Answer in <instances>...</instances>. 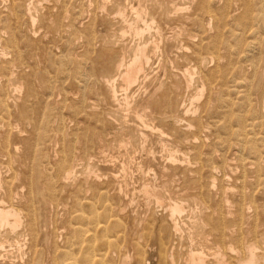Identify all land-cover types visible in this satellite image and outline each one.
Wrapping results in <instances>:
<instances>
[{"label": "rangeland", "instance_id": "rangeland-1", "mask_svg": "<svg viewBox=\"0 0 264 264\" xmlns=\"http://www.w3.org/2000/svg\"><path fill=\"white\" fill-rule=\"evenodd\" d=\"M11 1H13V0H0V32L2 33V32H4L5 33V35H3L4 36V39H6V37L9 35V25L11 26V24H12V21L11 20H9L8 18H7V12L9 11V9L11 8ZM15 1V3L17 2V3H19V0H14ZM25 1V2H24ZM21 0V2H22V4H24V5H28L27 3H30L31 2V0ZM51 0H40L39 1V3H35L34 5H35V12H36V16H40V17H42L41 18V21L39 20L40 19V17L38 16V18H36V24H35V26H34V28H26V32H25V30H23L22 29V32H21V34L22 35H20V40H18L17 41V44L15 45V46H9V44H7V43H5V47L7 48V50H8V54H7V56H2L3 58H4V60H2L3 58L1 57V59H0V77H2V78H0V98H1V100H3L2 99V94H1V92H4V94L6 95V93L8 94L7 96H8V106H5L4 104H1V106H0V115L1 114H3L4 112V114L3 115H1L2 116V120L0 119V146H2V144H6L7 146L8 145H10L11 146V142H12V144H14V142L16 141V143H18V144H14V145H12L13 147H18V149H17V153L16 154H18V156L17 155H13V154H10L11 156V159H9L8 160V158H0V173L2 174L1 176H0V187L1 186H3V187H1L0 188V199L2 198H4L5 199V191H6V186H5V184H2V183H4L5 182V179H7L8 177H9V175H10V173L11 172H9V171H7L8 170V162L10 163V161H11V163L12 162H14L15 160H14V156H16L17 157V160L13 163V168H14V172H16V173H18L19 174V172L21 173V174H24L23 172H25V174L24 175H26V176H31V178L35 181V183L38 185V183H39V185L37 186V187H39L40 186V188H38V190H39V192L37 191V194H38V196H37V203L39 204L38 206L40 207V211H39V216L40 215H42V216H40L41 218H39L38 217V225H39V227H41V225H42V227H41V235L43 236L45 233H48V234H50L51 236V238H52V240L54 241V240H58V243H59V245H61L62 243H63V241H64V239H65V237H66V233L65 232H63L61 235H62V238H60V233H57V232H59V231H61V228L63 229L64 227H66V228H64V229H67V227H68V225L66 224V223H68V224H71V225H73V224H79L80 222L79 221H73V223L69 220V218L65 215V213H67V210L66 209H68V212H72V210L74 209L72 206H74V204L72 205V203H74V196H76L77 195V197H80V198H88V199H91V201H92V203L96 206V207H98V208H100V207H102V206H104L106 203H105V200L103 199V200H101L100 198V196H99V194L97 193L98 191L96 190V188H102L103 186L105 187L104 189H106L107 191H108V193H109V195H108V199L110 200V203H112V202H114L115 200H118V201H116L115 203L117 204L118 202H119V199H117L116 198V194L117 193H119V190H118V188H119V183H118V181L119 182H122L121 183V185H120V187L122 188V189H125L124 188V186H123V180H124V178L122 177V174H121V172H119L118 170H119V167H117V164H116V166L115 167H113V163L112 164H109V163H107V162H105V161H103V158H102V155H96L95 157V162L94 161H92L91 163H90V165H89V167H90V169H92L91 171L95 174V175H97V174H99L100 176H98V179H99V183H97V184H92L90 181H91V179H90V181H88L87 183H85V182H83L84 180H81L82 178H83V175H81V173L79 172L78 173V170L79 171H81V168H83V165H80L79 167H78V170H77V173L74 175V178L73 179H70V181H68V184L66 185V186H63L62 184H60L61 183V181H58V179L57 178H54V177H56L57 176V167H58V165H59V161H60V151H59V149H61V145H60V143H59V137H62L63 135L65 136V145H68V144H71V142H69L68 143V140H70L71 139V132L73 131V128L72 127H74L75 126V124H74V122L73 123H71L72 122V119L74 118L73 117V115H72V112H73V105L77 102V101H80L81 99H82V97L83 96H85L86 98H89V100H93L95 97H94V95H95V93H96V87H92L91 85H90V82H88L87 81V83H86V74H88V69H90V67L93 65H99V64H102L103 65V63L106 65H108L110 68H111V66L110 65H112V64H116L117 62H118V60H119V56H118V53H116L115 51L116 50H118L120 47H123V45L124 46H127V45H129V46H127L128 48L126 49V51H123V54L125 55L124 56V59L126 60V62L128 61V60H130V58H131V53L129 52L128 53V49L130 48V45H133L134 43H136L137 42V40L136 41H134L135 39H137V37H133L134 35L132 34V35H130L127 31L128 30H126V29H124L123 28V26H122V24H121V19L118 17V16H116V13H117V9H118V6H119V8L120 7H123L124 5H125V3H126V0H120V1H123V2H120L121 4L122 3H124V4H120V3H118L119 2V0H114V1H116V2H114L113 1V3H112V0H106L105 2H102L101 0H83V2H82V0H52V2L53 1H55L54 2V7H53V5H52V2H50ZM78 1H80V2H78ZM87 1V2H86ZM88 1H89V3H88ZM108 1H109V3H108ZM118 1V2H117ZM133 1V2H132ZM143 2L141 3L142 5H143V7H145V16H146V18H145V20L147 21V20H150L149 18H151V17H156L157 15V17H156V20H157V22L158 23H160L159 25H160V31H165V29L167 28L168 29V31L166 30V32H161V34H164V36L162 35V38H163V40L162 41H164V42H162L161 43V47H163V48H161V51H162V57H161V59H162V69L161 70H158V72H157V70H155V71H153V73H151V76H150V78L148 79V80H150L151 78H153V79H151V81H153V82H151V81H149V83L147 82H145L146 84H147V87H145L144 89H143V86H140V87H142L138 92H132V96L131 95H129L128 97L130 98V100H131V103H134V102H136V103H140L141 101H143L144 99L143 98H147V97H149L154 91H156V88L158 87V86H161V85H163V87L165 88V85L167 84V82H168V80H171V77H169L170 76V74H176L178 71L177 70H182V71H184L185 69H187V68H190L191 70H192V73H191V75H192V78H193V80L192 81H195L196 80V78H195V80H194V77H197V75H198V81L196 80V82H194L195 84H193V82L192 83H190V87L189 88H187L186 89V92H185V94H184V96H186V100H187V97L189 98L190 96H193L194 94H196V93H199V92H201L200 90H201V85H202V82H201V80L203 79H206L207 81H208V83L210 84V88L208 87V86H205V87H203L204 89H203V94H202V92L200 93L201 94V96L202 97H200V98H202V99H199L200 100V102L198 101L197 103H195V105H198V110H197V113H192V115H188L187 117H185V120L187 121V122H183L181 125H179L177 128L178 129H175V128H173L172 126H171V122L170 121H167L168 119H165V121L163 122L162 121V123L160 124V126L158 127L159 129H160V131H162L163 132V137L164 138H162L163 139V142H160V138H161V136H159V135H154L153 136V134L152 135H149V134H146L147 136H149V137H147L148 139H146L145 140V144H144V146H145V152H141V140H140V137L138 136V133L136 132V130H135V127H134V121H133V118L131 119V117H132V115H129L130 117H128V119H127V121H124L123 120V118L122 117H120L119 115H118V117L119 118H121L120 120H118V122L116 123V125H114V126H112V127H110L109 128V130H110V132H112V130L113 131H115V132H120V133H122V135H124V134H126V135H124L125 136V139H127L128 141L129 140H131V142H130V144H131V149L133 148V150L131 151L132 152V157H136V156H139V154H141L139 157H137V159H139L138 161L139 162H141V160L140 159H144L145 158V161L144 162H142V165H145V175H146V173H147V171L149 170L150 171V177H152V174H156V175H159L161 172H164V173H166V174H168L170 177L169 178H167V184H166V188H164L163 189V191H162V194L164 195V197L165 198H167V196L169 197V195L171 196V195H173L172 193H170L169 191L170 190H172L173 189V187H175V185L176 184H178V183H181V184H186L184 187H187V184H188V187L187 188H190L189 186H191L190 184H189V180H190V178H189V171H187L186 172V170L185 169H196L195 167L196 166H198V164H193V165H190V166H188V165H185L187 162H186V160H187V158H188V160H190V162H192V155H193V151L192 150H194L195 148H196V150L198 151V152H200V154H203L202 156H201V160H203L202 162L203 163H205L206 161H207V165L210 167H212V168H214V170H213V173L212 174H214V176H215V173H216V175L217 176H215V178H216V182H220V183H226V179H225V177L223 176V175H225V174H229L230 176H231V180H229V179H227V184L229 185H231V191H232V193H231V191L227 194L228 196H230L229 197V199H228V203L229 202H233L232 204L230 203L229 204V206H228V203H224L226 200L224 199V196H221L222 195V190L220 191V189L222 188H220V186H222L220 183H216V186H215V189L212 191V195L213 194H215V195H217L216 197H214L215 195H213L212 197H214V198H211V200L213 199L214 201H212L211 202V204H212V210H213V208H214V206H215V211H217V212H220V213H222V205L224 204L225 206H227L228 207V211H229V215H225V216H227V217H225L224 215H222V216H224V217H220L221 219L222 218H226L225 220H224V222L222 221L221 222V224L219 223V222H217V218H213L212 217V223H210V224H208V223H206V222H204V223H206V224H208L207 225V227H205L204 229H206V230H204V233L205 234H207L208 235V237H210L211 238V240L212 241H216L217 243H219L222 239H220V237L218 236V237H215L214 235H216L218 232H219V230H220V228H221V230L222 229H224V231H226V232H229V230H235L234 229V227L236 228L237 226H239V223L238 222H240V221H242V228H245V229H243L245 232H249V233H254V232H258V234H260L259 233V231L261 232L262 231V233L264 234V231H263V229H264V215H263V211H264V171H263V169H264V166H262V164L264 165V115H263V119L261 118V111H263V109H262V102H263V100H264V7H262V6H264V0H252L251 1V11L252 12H250V15L248 16V17H246L245 15H244V10H243V8H242V0H209V2L206 0V2L208 3V6L207 5H205V9H208L207 11L206 10H204V12H205V14H203V16L201 17L200 15H198L200 12L199 11H197V9H198V7H197V5H199V7H200V4L201 3H203V1H205V0H202V2H200L199 0H190V1H186V0H182V2L180 1V0H175V2H176V5H177V7L179 8V11H178V17H177V20H173V18H169L170 16H172L173 17V15L171 14L169 17L167 16V15H165V11H166V6H167V3H168V1L169 0H142ZM177 1L178 2H180V3H178L177 4ZM222 1L224 2V3H222ZM232 1V2H231ZM260 1H263V2H260ZM21 2L19 3V4H21ZM27 2V3H26ZM48 2V3H47ZM63 2V4H61ZM69 2V3H68ZM94 2V3H93ZM99 2H101L100 4H98ZM111 2V3H110ZM129 2H131L133 5H137V3H135V2H137L136 0L134 1V0H129ZM153 2V3H152ZM193 2V3H192ZM235 2V3H234ZM260 2V3H259ZM3 3H4V6H3ZM6 3H8V4H6ZM45 5H44V4ZM60 3V4H59ZM79 3V4H78ZM83 3H85V4H87V7H86V5L84 4V6H83ZM115 3H117V4H115ZM149 3H150V5H149ZM156 3H158V4H156V6H158L159 5V7H157L156 8V6H155V4ZM159 3H161V6H160V4ZM189 3V4H188ZM217 3V4H216ZM228 3H230V5L228 4ZM238 3H241V5L240 4H238ZM6 4V5H5ZM43 4V5H42ZM66 4V5H65ZM68 4V5H67ZM82 4V5H81ZM105 4V5H104ZM146 4V6H144ZM180 4H184V5H180ZM190 4H192V5H190ZM214 4V5H213ZM218 4H220L221 6H217ZM50 5V6H49ZM64 6V7H66V8H64V7H62V6ZM92 7H91V6ZM93 5H95V6H93ZM99 5V6H98ZM105 6V11H102V6ZM151 5H153V7H151ZM180 5V6H179ZM215 5H216V7H215ZM234 5V6H233ZM10 6V7H9ZM49 6V7H48ZM55 6H56V8H55ZM75 6V7H74ZM89 6V7H88ZM96 6H98L97 8H98V10H97V8H96ZM210 6H212V7H215L216 9H213L212 7H210ZM224 6V7H223ZM231 6V7H230ZM46 7H48V8H46ZM52 7V8H51ZM59 7V8H58ZM62 7V8H61ZM79 7H81V8H79ZM85 7V10H83V8ZM99 7H100V9H99ZM148 7V8H147ZM163 7H165V8H163ZM187 7V8H186ZM227 7H229V8H227ZM236 8V9H234V8ZM240 7V8H239ZM38 10H37V9ZM68 8V9H67ZM72 8V9H71ZM77 8H79L80 10H78ZM149 8H152L153 10H154V8H156L154 11L152 10V9H149ZM165 10L164 12H163V9ZM227 8V9H226ZM259 8V9H258ZM261 8V9H260ZM39 9H41L40 11H39ZM51 9V12L49 11ZM74 9V10H73ZM87 9V10H86ZM90 9H91V11H90ZM96 9V10H95ZM148 9V10H147ZM229 9V10H228ZM232 9H234V10H232ZM239 9V10H238ZM263 9V10H262ZM19 9H17L16 11H18ZM37 10V11H36ZM47 10V11H46ZM54 10V11H53ZM57 10H58V12H57ZM60 10V11H59ZM63 12H62V11ZM68 10V11H67ZM94 10V11H93ZM150 10H152V11H150ZM157 10V14L155 13V11ZM237 10V11H236ZM83 13H82V12ZM96 11V12H95ZM160 11V13H158ZM182 11V12H181ZM184 11H188L189 13H187V12H184ZM221 11V12H220ZM225 11V12H224ZM227 11V12H226ZM242 13H241V12ZM5 12V13H4ZM47 12L49 13L48 15H47ZM53 12V13H52ZM76 12V13H75ZM89 12H90V15H89ZM91 12H95V13H91ZM149 12H151V13H149ZM155 14H154V13ZM163 13V15H162V13ZM180 12V13H179ZM208 12V13H207ZM229 12V13H228ZM244 12V13H243ZM61 13H62V15H61ZM82 13V14H81ZM85 13V14H84ZM101 13H103V14H101ZM106 13V14H105ZM152 13H153V15H152ZM182 13V14H181ZM206 13L207 14H209V16L208 15H206ZM263 13V14H262ZM52 14V15H51ZM59 14V15H58ZM64 14V15H63ZM78 14V15H77ZM88 16H87V15ZM92 14H94V15H96L95 17H94V15H92ZM111 14H113V15H111ZM115 14V15H114ZM161 14V15H160ZM185 14H187V15H185ZM212 14H213V18H211L212 17ZM220 14V15H219ZM227 14V15H226ZM228 14H230V16L228 15ZM237 14H238V16H237ZM3 15H4V17H3ZM67 15V16H66ZM72 15V16H71ZM81 17H80V16ZM107 15V16H106ZM181 15V16H180ZM198 15V16H197ZM6 16V17H5ZM46 16H47V18H46ZM57 16V17H56ZM61 16L64 18H61ZM87 17V18H85V17ZM100 17V18H96V17ZM184 16V17H183ZM193 16V17H192ZM197 16V17H196ZM218 16V17H217ZM243 16H244V18H243ZM60 17V18H59ZM67 17V18H66ZM77 17V18H76ZM92 17V18H91ZM131 17H133V16H130V14H128V16H126V18H127V20H131L132 18ZM158 17H160L159 19L160 20H158ZM166 17V18H165ZM199 17V18H198ZM215 17H216V20H215ZM45 18V19H44ZM55 18V19H54ZM57 18H59V19H57ZM70 18L72 19V20H70ZM94 18V19H93ZM96 18V19H95ZM110 18H113V19H110ZM185 18H187V19H185ZM192 18H193V21H194V23L192 24V22L193 21H191L192 20ZM201 18V19H200ZM203 18V19H202ZM218 18V19H217ZM225 18H227V19H225ZM228 18H230V19H228ZM8 19V20H7ZM43 19V20H42ZM48 19V20H47ZM62 19H63V21H62ZM73 19H74V23H72L73 22ZM84 19V20H83ZM163 19V20H162ZM167 19V20H166ZM179 19H181L180 21H182L181 23H179ZM201 20V21H199V20ZM210 19V20H209ZM214 19V20H213ZM246 20V22H245V20ZM47 20V21H46ZM49 20H51V21H49ZM80 20V21H79ZM87 20V21H86ZM89 20V21H88ZM96 20V21H95ZM113 20H116V21H113ZM184 20V21H183ZM218 20V21H217ZM250 20V21H249ZM43 21V23L45 24H43V23H41ZM58 21V22H57ZM61 21V22H60ZM86 23H85V22ZM91 21H93V23L91 22ZM98 21V22H97ZM114 23H113V22ZM165 21V22H164ZM190 21V22H189ZM217 21V22H216ZM39 22H40V24H39ZM52 24H51V23ZM55 22H57V23H55ZM83 22V23H82ZM88 22V23H87ZM95 22H96V24H95ZM176 22H178V23H176ZM185 22V23H184ZM203 24H202V23ZM226 22V23H225ZM228 22V23H227ZM230 22V23H229ZM256 22H258V23H256ZM69 23V24H68ZM91 23V24H90ZM176 23V24H175ZM188 23V24H187ZM206 23V24H205ZM208 23V24H207ZM219 23V31H220V34H221V36L220 37H222V38H218L217 40L215 39V35H216V33L215 32H217L218 31V29H216V27H215V25H217ZM223 23V24H222ZM58 24V25H57ZM60 24V25H59ZM64 24V25H63ZM71 24H73L71 27H70V25ZM82 24V25H81ZM84 24V25H83ZM161 24H164V25H161ZM178 24V26H176ZM180 24V25H179ZM185 24V25H184ZM192 24V25H191ZM210 24V25H209ZM48 25H49V29H48ZM52 25V26H51ZM79 25V26H78ZM89 25V26H88ZM93 25H96V26H93ZM101 25V26H100ZM107 25V26H106ZM118 25V26H117ZM119 25H121L120 27H119ZM204 25V26H203ZM248 25V26H247ZM42 26V27H41ZM55 26H58V28H56ZM64 26H65V28H64ZM77 27V28H75V27ZM116 26V27H115ZM169 26V27H168ZM182 26H184V27H182ZM207 26H208V28H207ZM214 26V27H213ZM231 26H232V28H231ZM41 27V28H40ZM62 27V28H61ZM66 27H67V29H66ZM79 27H81L80 29H79V32H78V30H76V29H78ZM84 27V28H83ZM90 27H92V28H90ZM111 27H113V28H111ZM161 27H163V28H161ZM166 27V28H165ZM175 29H174V28ZM188 27V28H187ZM209 27L210 28H212V31H209ZM253 27V28H252ZM56 28V29H55ZM69 28V29H68ZM70 28H72V29H70ZM102 28V29H101ZM119 28L123 31V32H126V35L125 36H121L122 35V31H120L119 30ZM178 28H180V29H178ZM183 30H182V29ZM221 28V29H220ZM236 28V29H235ZM35 29H36V31H35ZM38 29V30H37ZM40 29V30H39ZM76 31H75V30ZM99 29V30H98ZM112 29V30H111ZM170 29V30H169ZM172 29H174V30H172ZM190 29V30H189ZM215 29V30H214ZM47 30H48V32H47ZM63 30V31H62ZM68 30V31H67ZM71 30H72V32H71ZM74 30V31H73ZM85 30V32H83ZM111 30V31H110ZM178 30H180L182 33H180V31H178ZM241 30V31H240ZM9 31V32H8ZM28 31H30V32H28ZM44 32L45 31V33H43L42 34V32ZM51 31V32H50ZM87 31H89L88 33H87ZM93 31V32H92ZM154 29H152L149 33H145V37H147V35L148 34H152V33H154ZM173 31H175V32H173ZM187 31H189L188 33H187ZM222 31V32H221ZM237 31H239V32H237ZM254 31H256V32H254ZM258 31V32H257ZM32 32H34V33H32ZM36 32V33H35ZM74 32V33H73ZM78 32V33H77ZM98 34H97V33ZM112 32H115L114 34L112 33ZM186 32V33H185ZM197 32H199V33H197ZM205 32H207V33H205ZM209 32V33H208ZM235 32H237V33H235ZM30 33V34H29ZM37 33H38V35H37ZM49 33V34H48ZM59 33V34H58ZM72 33V34H71ZM81 33V34H80ZM93 33H95V34H93ZM119 33V34H118ZM179 33V34H178ZM211 33V34H210ZM224 33H225V35H224ZM227 33V34H226ZM254 33V35H252ZM257 33H259L260 35L258 36L257 35ZM261 33H263V34H261ZM32 34V35H31ZM41 34V35H40ZM56 34V35H55ZM61 34H63V35H61ZM84 34H86V36L84 35ZM90 34H91V36H90ZM173 34V35H172ZM176 34V35H175ZM188 36H187V35ZM210 34V35H209ZM238 34V36H236ZM246 34V35H245ZM37 35V36H36ZM47 35H48V37H47ZM55 35V36H54ZM74 35V36H73ZM78 35V36H77ZM95 35L97 36V37H95ZM105 35V36H104ZM111 35H114L113 37H111ZM178 35H180V36H178ZM208 35V36H207ZM212 35V36H211ZM29 36L31 37V36H33V37H31V38H29ZM64 36V37H63ZM75 36H77V37H75ZM81 36V37H80ZM87 36H89V38L87 37ZM188 38H187V37ZM205 36H206V40H205V42L204 43H206L205 45H209L208 47H205L204 49L203 48H199L197 45H195V44H199V40H200V38L201 37H203V38H205ZM227 36V38H225ZM249 36V37H248ZM255 36V37H254ZM22 37V38H21ZM53 37H54V39H53ZM73 37H75V38H73ZM78 37H80V38H78ZM85 37V38H84ZM93 37V38H92ZM108 37V38H107ZM214 37V38H213ZM236 37V38H235ZM251 37L254 39H251ZM257 37V38H256ZM26 38H28V39H26ZM38 38V39H37ZM40 38H41V42L43 43V42H45V43H43L44 45H42V43L41 42H39L40 41ZM62 38H64V39H62ZM69 38V39H68ZM87 38V39H86ZM99 38V39H98ZM116 38V40H114ZM118 38V39H117ZM165 38V39H164ZM167 38H169V39H167ZM181 38V39H180ZM184 38H187V40L186 41H190L189 43L191 44V45H189V44H187V42L186 41H184L185 39ZM190 38V39H189ZM191 38H193V40L191 39ZM244 38V39H243ZM248 38V39H247ZM256 38V39H255ZM18 39H19V37H18ZM30 39V40H29ZM37 39V40H36ZM48 39V40H47ZM61 39V40H60ZM73 41H72V40ZM78 39V40H77ZM90 40V42L91 41H100V42H98L97 41V43L95 42V43H93V42H91L90 44H88V43H86L87 42V40ZM93 39V40H92ZM104 39V40H103ZM121 39V40H120ZM130 39H132V40H130ZM171 39V40H170ZM176 39V40H175ZM180 39V40H179ZM196 39V40H195ZM199 39V40H198ZM209 39V40H208ZM229 39V40H228ZM28 40V41H27ZM53 40H55V41H53ZM64 40H66V41H64ZM70 40V41H69ZM112 40H114L113 42H115V41H117V42H115V43H113V42H111ZM127 40V41H126ZM130 40V41H129ZM168 40H170V41H168ZM214 40V41H213ZM226 41V42H224V41ZM30 41V42H29ZM32 41H34V42H32ZM37 41V42H36ZM78 41V42H77ZM83 41V42H82ZM106 41H109V42H106ZM119 41V42H118ZM122 41V42H121ZM125 41V42H124ZM133 41V42H132ZM172 41V43H168V42H171ZM178 41H180V42H178ZM216 41H218L219 42V44L216 42ZM246 41V42H245ZM4 42L5 41H3V42H1L2 43V47H4ZM29 42V43H28ZM58 42H60V43H58ZM62 42V43H61ZM76 42V43H75ZM130 43V44H128V43ZM210 42V43H209ZM237 42V43H236ZM0 43V44H1ZM33 43V44H32ZM38 43H39V45H38ZM48 43V44H47ZM80 43V44H79ZM82 43V44H81ZM105 43V44H104ZM118 43V44H117ZM166 43V44H165ZM209 43V44H208ZM36 45V47H35V45ZM48 46H47V45ZM61 44V45H60ZM68 44V45H67ZM77 44V45H76ZM86 44H88L87 46L84 45ZM97 44H98V46H97ZM102 44V45H101ZM112 44V45H111ZM122 44V45H121ZM165 44V45H164ZM174 44V45H173ZM175 44H176V47H175ZM182 44V45H181ZM194 44V45H193ZM29 45H31V46H29ZM44 47H42V46ZM45 45H46V48H45ZM79 45V46H78ZM95 45V46H94ZM99 45H101V46H99ZM103 45H109V46H113V48L115 49L114 51H112L111 52V54H109L108 56H106L107 58H109V59H107L106 57H104V56H97L96 57V55L98 54V51H99V49H102V47H103ZM116 45L118 46V48H116ZM163 45V46H162ZM172 45V46H171ZM19 46V47H18ZM39 46H40V48H39ZM57 46V47H56ZM67 46H68V48H67ZM179 46H181V47H179ZM8 47H10V48H8ZM41 47H42V49H41ZM66 47V48H65ZM71 47V48H70ZM82 47V48H81ZM87 47V48H86ZM90 47H92V48H90ZM93 47H96L97 49H93ZM174 47V48H173ZM183 47V48H182ZM192 47V48H191ZM213 47V48H212ZM225 47V48H224ZM21 50H20V49ZM36 48H38V49H36ZM55 48H57V49H55ZM60 48V49H59ZM99 48V49H98ZM171 48V49H170ZM173 48V49H172ZM186 48V49H185ZM188 48V49H187ZM193 48H196V49H199V50H197L196 52H198V51H201L200 53L198 52V54L199 55H203L204 56V54H209V53H211V49L214 51V50H216V57H217V59H218V61H219V64L217 65V62L215 61H211L210 59L209 60H207L206 61V63L205 64H203V66H205V67H202V70H204V71H202V76H201V73H199L198 74V72H200L199 70L200 69H196V71H193L194 70V68H193V65H194V63L193 62H190V60H188V58L192 55L191 53L192 52H194L193 51ZM223 48V49H222ZM15 49V50H14ZM32 49H34V50H32ZM45 49V50H44ZM70 49V50H69ZM88 49H90V51L88 50ZM178 49V50H177ZM182 49V50H181ZM210 49V50H209ZM237 49V50H236ZM17 50H18V52H17ZM26 50V51H25ZM31 50V51H30ZM38 50V51H37ZM63 50V51H62ZM65 50V51H64ZM83 50H86V51H83ZM175 50V51H174ZM179 50H181V51H179ZM192 50V51H191ZM226 50V51H225ZM229 50V51H228ZM11 51V52H10ZM22 51V52H21ZM54 51V53H52ZM75 51H76V53H77V55H76V53H75ZM89 51V52H88ZM92 51H93V53H92ZM96 51V52H95ZM129 51H131V50H129ZM186 53H189L190 55H188V54H186ZM231 51V52H230ZM237 51V52H236ZM248 52V53H246V52ZM20 52V53H19ZM43 52H45V53H43ZM59 52V53H58ZM62 52V53H61ZM84 52V53H83ZM86 52V53H85ZM116 53V54H112V53ZM124 52H126V53H124ZM209 52V53H208ZM229 52V53H228ZM23 55H22V54ZM56 53H57V56H62V57H57L56 56ZM61 53V54H60ZM67 53V54H66ZM70 53V54H69ZM82 53V54H81ZM165 53V54H164ZM168 53V54H167ZM171 53H173V54H171ZM177 53H180V54H177ZM215 53V52H214ZM230 53H231V55H230ZM246 53V54H245ZM38 54V55H37ZM46 54V55H45ZM59 54V55H58ZM78 54H80L79 56H78ZM84 54V55H83ZM129 54V55H128ZM248 54H250L249 56H245V55H248ZM252 54V55H251ZM263 54V55H262ZM41 55H42V57H43V59H41L42 57H41ZM48 55V56H47ZM69 55V56H68ZM76 55V56H78V57H80V58H78V57H74V56ZM94 55V56H93ZM99 55H102V54H99ZM169 55V56H168ZM179 55H180V57H179ZM186 55V56H185ZM188 55V56H187ZM221 55H222V57H221ZM226 55H229V56H226ZM233 55V56H232ZM242 55H244L245 57H247L246 59H245V57L244 56H242ZM11 56H14V57H11ZM16 56V57H15ZM24 58H23V57ZM34 56V57H33ZM46 56L48 57V60L46 59ZM83 56L85 57V58H83ZM254 58H253V57ZM21 58V59H19L18 60V58ZM28 57H29V59H28ZM33 57V58H32ZM65 57H67V58H65ZM69 57H70V59H69ZM73 57V58H72ZM170 57H171V59H170ZM186 57H188V58H186ZM228 57V58H227ZM242 57V58H241ZM249 57V58H248ZM9 60H7V59ZM11 58H13V60L11 59ZM34 58H35V60H34ZM40 58V59H39ZM58 58V59H57ZM63 58V59H62ZM76 60H75V59ZM78 58V59H77ZM82 58V59H81ZM93 58V59H92ZM96 58V59H95ZM97 58H99V60L98 61H94V60H97ZM101 58V59H100ZM103 58V59H102ZM111 58H113L112 60L114 61H112V63H111ZM116 58H118V59H116ZM165 58V59H164ZM168 58V59H167ZM173 58H174V60H173ZM178 58V59H177ZM233 58V59H232ZM251 58V59H250ZM45 59H46V61H45ZM57 59V60H56ZM88 59V60H87ZM116 59V60H115ZM241 59H243V60H241ZM249 59V60H248ZM6 60V61H5ZM17 60V61H16ZM23 60H25L24 62H22ZM64 60V61H63ZM70 60V61H69ZM72 60H73V62H72ZM84 60V61H83ZM104 62H103V61ZM105 60H107V61H105ZM109 60V61H108ZM168 60H170V61H167ZM177 60H179V61H176ZM224 60V61H223ZM227 60H229V61H227ZM231 60V61H230ZM245 60V61H244ZM3 61V62H2ZM12 61V62H11ZM19 61L21 62V63H19ZM40 61V62H39ZM60 61H61V63H60ZM68 61V62H67ZM94 61V62H93ZM100 61H102V62H100ZM166 61V62H165ZM223 61V62H222ZM240 61H244L245 63H239ZM257 61H259V62H257ZM2 62V63H1ZM27 62V63H26ZM34 62H36V64L34 65ZM43 62H45V64L43 63ZM71 62V63H70ZM89 62V63H88ZM109 64H108V63ZM256 62V63H255ZM8 63V64H7ZM17 63V64H16ZM25 65V66H23V64ZM30 65H29V64ZM40 63H42V64H40ZM64 63V66L62 65ZM67 63H68V65H67ZM70 63V64H69ZM80 63H81V65H80ZM83 63V64H82ZM166 63V64H165ZM167 63H168V65H169V67L167 68ZM170 63V64H169ZM172 63V64H171ZM210 63H212V64H210ZM228 63V64H227ZM252 63V64H251ZM253 63H255V64H253ZM16 64V65H15ZM18 64H22L21 66L22 67H20V65H18ZM27 64V65H26ZM75 64V65H74ZM187 64V65H186ZM209 64V65H208ZM215 64V65H214ZM221 64H223V65H221ZM233 64H235V65H233ZM238 64V65H237ZM240 64V65H239ZM55 65V66H54ZM59 65H60V67H59ZM71 65V66H70ZM166 65V66H165ZM183 65V66H182ZM230 65V66H229ZM242 65V66H241ZM29 66V67H28ZM44 66H46V70L44 69ZM54 66V67H53ZM86 66V67H85ZM185 66V67H184ZM213 66V67H212ZM217 66V67H216ZM245 66H247V67H245ZM254 66V67H253ZM36 67V68H35ZM47 67H48V69H47ZM108 67V68H109ZM164 67V68H163ZM173 67V68H172ZM177 67V68H176ZM178 67H179V69H178ZM184 67V68H183ZM199 67V66H198ZM214 67H216V68H214ZM232 67V68H231ZM244 67H245V69H244ZM254 69H253V68ZM3 68H5V69H3ZM19 68V69H18ZM39 68V69H38ZM43 68V69H42ZM56 68V69H55ZM88 68V69H87ZM107 67H106V70H109ZM171 70H170V69ZM206 68V69H205ZM17 69V70H16ZM24 69V70H23ZM35 69H37V70H35ZM60 69V70H59ZM66 69H67V71H66ZM73 69V70H72ZM85 69V70H84ZM168 69L170 70L169 71V73H167V71H168ZM216 69H218V70H216ZM244 71H242V70ZM249 69V70H248ZM253 69V70H252ZM4 70H6V71H4ZM12 70V71H11ZM19 70V71H18ZM21 70H23V72L21 71ZM35 70V71H34ZM45 70V71H44ZM64 71V72H62V71ZM69 70V71H68ZM164 70V71H163ZM174 70V71H173ZM15 71V72H14ZM25 71V72H24ZM50 71V72H49ZM55 71V72H54ZM72 71V72H71ZM83 73H82V72ZM86 71V72H85ZM88 71V72H87ZM246 71V72H245ZM14 72V73H13ZM16 72H18V73H16ZM20 72V73H19ZM44 72V73H43ZM62 72V73H61ZM71 72V73H70ZM77 72V73H76ZM204 72V73H203ZM241 72V73H240ZM243 72V73H242ZM254 72V73H253ZM10 74L9 76L10 77H8V75L6 76V74ZM28 73H30V74H28ZM75 73H76V75H75ZM79 73V74H78ZM157 73V74H156ZM195 73V75H193ZM212 73H214V74H212ZM237 73V74H236ZM14 74V75H13ZM80 74H81V76H80ZM1 75H3V76H1ZM6 77H5V76ZM33 75H35V79H34V76ZM48 75H49V77H48ZM52 75H53V79H52ZM59 75V76H58ZM65 75H67V77L65 76ZM73 75V76H72ZM248 76V77H246V76ZM251 75H252V78H251ZM85 78H84V77ZM153 76V77H152ZM162 76V77H161ZM163 76H164V78H163ZM201 76V77H200ZM204 76V77H203ZM237 76H239V78L237 77ZM240 76H243V78L242 77H240ZM261 76V77H260ZM8 77V78H7ZM15 77V78H14ZM20 77V78H19ZM48 77V78H47ZM57 78V81H56V78ZM62 79H61V78ZM161 77V78H160ZM200 77V78H199ZM203 77V78H202ZM216 77V78H215ZM236 77V78H235ZM258 77V78H257ZM25 78V81L23 80ZM27 78V79H26ZM66 78H68V79H66ZM80 78H81V80H80ZM168 78V79H167ZM248 78V79H247ZM249 78H251V79H249ZM260 78V80H258ZM7 79H8V81H7ZM10 79V80H9ZM23 81H22V80ZM28 79H29V81H28ZM34 79V80H33ZM50 79V80H49ZM59 79V80H58ZM235 79V80H234ZM7 81V84L5 83L6 81ZM21 80V81H20ZM31 80V81H30ZM33 80V81H32ZM47 80V81H46ZM64 80H65V82H64ZM76 80V81H75ZM85 80V81H84ZM88 80V79H87ZM159 80V81H158ZM163 80H165L166 81V83H164L163 84V82H165V81H163ZM252 81V82H250V81ZM36 81V82H35ZM73 81H75V82H73ZM85 82V84H84V82ZM245 81V82H244ZM4 82V83H3ZM13 82H15V83H13ZM34 82V83H33ZM52 84H51V83ZM57 82V83H56ZM63 82V83H62ZM78 82V83H77ZM162 82V83H161ZM178 82H180V81H178ZM201 82V83H200ZM213 82V83H212ZM229 82H231V84L229 83ZM241 82V83H240ZM257 82V83H256ZM11 83H13L14 85H12ZM25 83V84H24ZM36 83V84H35ZM47 83H48V85H47ZM55 83V84H54ZM77 83V84H76ZM196 83L198 84L197 86L198 87H196ZM216 83V84H215ZM229 83V84H228ZM246 83V84H245ZM248 83V84H247ZM19 84V85H18ZM27 84V85H26ZM32 84V85H31ZM35 84V85H34ZM63 84V85H62ZM88 84V85H87ZM153 84V85H152ZM191 84H193L194 85V87L191 85ZM223 84V85H222ZM238 84H239V86L241 87H238ZM251 84V85H250ZM5 85H7V86H5ZM22 85V86H21ZM23 85H25V86H23ZM37 88L36 90H35V87ZM40 85V86H39ZM54 85V86H53ZM150 85V86H149ZM236 85H237V89H236ZM21 87V90H18V89H16L17 87ZM49 88H48V87ZM52 86H53V90H52ZM65 86V87H64ZM77 86H78V90H77ZM82 86V87H81ZM85 86V87H84ZM146 86V85H145ZM149 86V87H148ZM156 86V87H155ZM216 86V87H215ZM218 86V87H217ZM222 86V88H220ZM224 86V87H223ZM231 86V87H230ZM244 86H246V87H249V88H246V87H244ZM5 87V88H4ZM14 87H15V89H14ZM32 87V88H31ZM60 87V88H59ZM90 87V88H89ZM232 87H234V88H232ZM243 87V88H242ZM27 88V89H26ZM63 88V89H62ZM208 88V89H207ZM217 88V89H216ZM223 88H224V90H223ZM7 90V91H4V90ZM11 89V90H10ZM33 89V90H32ZM62 89V92L60 91ZM94 89H95V92H94ZM195 89V90H194ZM212 89V94L213 95H211L210 93H211V91H209V90H211ZM226 89H227V91H226ZM246 89H248V90H246ZM9 90L11 91V92H9ZM16 92H15V91ZM39 90V92L37 93L36 91H38ZM51 90V91H50ZM66 90V91H65ZM68 90V91H67ZM71 90V91H70ZM148 90V91H147ZM163 90V89H162ZM184 90V89H183ZM245 90L248 92H246L245 93ZM251 90V91H250ZM20 91V92H19ZM33 91V92H32ZM49 91V92H48ZM55 91V92H54ZM76 93H75V92ZM208 91V92H207ZM215 91H217V93L215 92ZM223 91V92H222ZM224 91H226V92H224ZM14 92V93H13ZM70 92V93H69ZM81 92H82V94H81ZM140 92V93H139ZM206 92L208 93V94H206ZM213 92H215V95H214V93ZM242 92V93H241ZM251 92H252V94H251ZM255 92V93H254ZM23 93V94H22ZM34 93V94H33ZM35 93H37V94H39V95H37V94H35ZM47 93H49V95L47 94ZM51 93V94H50ZM53 93H54V95H53ZM66 93V94H65ZM69 93V94H68ZM103 94H105L104 92H102ZM168 93H169V91H168ZM230 93V95L228 96V94ZM22 96H21V95ZM26 94V95H25ZM30 94V95H29ZM47 94V95H46ZM81 94V95H80ZM223 94V95H222ZM240 94V95H239ZM246 94V95H245ZM20 95V96H19ZM44 95H45V97H44ZM51 95V96H50ZM69 95V96H68ZM149 95V96H148ZM189 95V96H188ZM207 95V97H205ZM210 95V96H209ZM259 95V96H258ZM12 96H15V98L14 97H12ZM33 96V97H32ZM37 96V97H36ZM50 96V98H48ZM52 96H53V98H52ZM55 96V97H54ZM73 96V97H72ZM82 96V97H81ZM135 96V98H133ZM143 96H145V97H143ZM226 96H227V98H226ZM239 96V97H238ZM246 96H249V97H246ZM11 97V98H10ZM40 97V98H39ZM43 97V98H42ZM47 97V98H46ZM59 97V98H58ZM69 97H70V99H69ZM101 97H103V95L101 94ZM212 97V98H211ZM230 97V98H229ZM251 97V98H250ZM4 99H6L5 97H3ZM14 98V99H13ZM26 98V99H25ZM27 98H28V100H30V101H28L27 100ZM33 98V99H32ZM39 98V99H38ZM203 98H204V100H203ZM205 98H207V99H205ZM208 98H210V99H208ZM246 98V99H245ZM12 99V100H11ZM42 100V102H41V100ZM44 99V100H43ZM60 99H61V101H60ZM65 99V100H64ZM73 99V100H72ZM133 99V100H132ZM215 99V100H214ZM50 100V101H49ZM55 100V101H54ZM69 100V101H68ZM76 100V101H75ZM213 100V101H212ZM248 100V101H247ZM249 100H251V101H253V102H251V101H249ZM261 100V101H260ZM13 101V102H12ZM27 101V102H26ZM63 101H65V102H63ZM133 101V102H132ZM215 101H217V103L215 102ZM227 101H229V102H227ZM18 102V103H17ZM20 102V103H19ZM23 102V103H22ZM29 102V103H28ZM40 102V103H39ZM54 102V103H53ZM207 102H209V103H207ZM210 102H211V104L213 105V107H212V105L210 104ZM212 102H214V103H212ZM232 102V103H231ZM10 103V104H9ZM50 103V104H49ZM63 103H65V104H63ZM200 103H202L201 105H200ZM222 103H223V105H222ZM225 103H227V104H225ZM228 103H230V104H228ZM236 103V104H235ZM26 104V105H25ZM69 104V105H68ZM208 104H210V105H208ZM215 104H216V106H215ZM9 105H10V107H9ZM28 105V106H27ZM30 105V106H29ZM40 105H41V108H40ZM55 105V106H54ZM219 105V106H218ZM240 105V106H239ZM23 106H25V107H23ZM32 106V107H31ZM71 106V107H70ZM224 106H227V107H224ZM231 106V107H230ZM239 106V107H238ZM244 106V107H243ZM6 108V109H4V108ZM8 107H9V110H8ZM11 107H13V108H11ZM21 108V110H20V108ZM29 107V108H28ZM43 107H44V109H43ZM68 107H70L69 109H68V111H67V108ZM201 107V108H200ZM211 107V108H210ZM256 107V108H255ZM3 108V109H2ZM35 108V109H34ZM55 108V109H54ZM61 108H62V110H61ZM209 108V109H208ZM240 108V109H239ZM242 108V109H241ZM260 108V109H259ZM19 109V110H18ZM28 109H30L29 111H27ZM51 109H53V110H51ZM246 109V110H245ZM257 109H259V111L257 110ZM4 110V111H3ZM7 110V111H6ZM12 110H14V111H12ZM23 110V111H22ZM162 111V113H163V110H164V108H162L161 109ZM202 110V111H201ZM205 110V111H204ZM209 110V111H208ZM224 110H225V112H224ZM230 110V111H229ZM12 113H11V112ZM16 111V112H15ZM18 111H20V112H22V113H20V112H18ZM30 111H31V113H30ZM38 111H40V112H38ZM43 111V112H42ZM60 111H61V113H60ZM201 111V112H200ZM207 111V112H206ZM256 111V112H255ZM16 114H15V113ZM18 112V113H17ZM27 112H29L30 114H28ZM33 112L35 113V115H33ZM42 112V113H41ZM49 112V113H48ZM55 112V113H54ZM206 112V113H205ZM7 113V114H6ZM10 113V114H9ZM23 113H24V115H23ZM38 113V114H37ZM45 113V114H44ZM202 113H204V114H202ZM231 113V114H230ZM245 113V114H244ZM9 114V115H8ZM12 114H14V118L16 119V117H17V122L18 121H20L19 122V124L17 123L16 124V120H12L11 121V119H13V116L9 119L8 117H10ZM19 116H18V115ZM20 114L21 115H23V116H20ZM26 114H28V116L26 115ZM37 114V115H36ZM43 116H42V115ZM65 116H64V115ZM199 114V115H198ZM8 115V116H7ZM17 115V116H16ZM30 115H32V116H30ZM40 115V116H39ZM62 115H63V117H62ZM72 115V116H71ZM196 115V116H195ZM216 115V116H215ZM220 115V116H219ZM253 115H254V117H253ZM257 115H259L260 117L258 118V116ZM0 116V117H1ZM38 116V117H37ZM45 116V117H44ZM58 116V117H57ZM195 118H193V117ZM6 117V118H5ZM21 117V118H20ZM30 117V118H29ZM40 117V118H39ZM65 117V118H64ZM214 117L217 119H214ZM219 117H221V118H219ZM223 117V118H222ZM230 117V118H229ZM243 117V118H242ZM36 118V119H35ZM60 118V119H59ZM68 120H67V119ZM71 118V119H70ZM118 118V119H119ZM196 118L198 119H202V120H196ZM254 118H256V119H254ZM261 118V119H260ZM8 120V122L7 121H5V120ZM39 119V120H38ZM63 119V120H62ZM66 119V120H65ZM209 119V120H208ZM212 119V120H211ZM259 119V120H258ZM23 120H26V121H23ZM30 122H29V121ZM38 120V121H37ZM43 120H44V122H43ZM53 120H54V123H53ZM69 120H71V122H69ZM196 120V121H195ZM203 120H204V122H203ZM206 120H208L207 122H206ZM221 120V121H220ZM252 120V121H251ZM262 120V121H261ZM22 121L24 122L23 124H22ZM48 121V122H47ZM61 121V122H60ZM64 121V122H63ZM68 123H67V122ZM193 121V122H192ZM220 121V122H219ZM12 122V123H11ZM14 122V123H13ZM27 122V123H26ZM170 122V123H169ZM228 122V123H227ZM7 123V125L8 126H4L5 124ZM9 123V124H8ZM11 123V124H10ZM22 125H21V124ZM26 123V124H25ZM38 123V124H37ZM66 123V124H65ZM119 123H121L120 125H119ZM164 123H166V125L164 124ZM199 123V124H198ZM200 123H202V124H200ZM204 123V124H203ZM254 123H255V125H254ZM4 124V125H3ZM54 126H53V125ZM60 124H62V125H60ZM186 124H191L192 125V129L188 132V131H186L184 128L185 127H183V125H186ZM10 125V126H9ZM26 127H25V126ZM30 125H32V126H30ZM39 125V126H38ZM52 125V126H51ZM71 127H70V126ZM117 125H119V126H121V127H119V126H117ZM133 125V127H131V126ZM165 125V126H164ZM169 125V126H168ZM199 125H203V126H199ZM4 126V127H3ZM12 126V127H11ZM16 126V127H15ZM18 126H20L21 128L19 129V127ZM24 126V128H26V129H24V128H22ZM36 126L38 127L37 129H36ZM64 126H67V127H64ZM127 126V127H126ZM162 126V127H161ZM171 126V127H170ZM206 126V127H205ZM209 126H211V127H209ZM32 127H33V129H32ZM60 127H61V129H60ZM126 127V128H125ZM195 127V128H194ZM213 127H215V128H213ZM230 127V128H229ZM252 127H254V128H252ZM8 128H9V130H8ZM31 128V129H30ZM35 128V129H34ZM54 130H53V129ZM64 128H65V130H64ZM72 129V130H69V129ZM128 128V129H127ZM163 128H164V130H163ZM179 128H180V131H179ZM183 128V129H182ZM201 128V129H200ZM219 130H218V129ZM234 130H232V129ZM12 129V133L10 132V130ZM15 129V130H14ZM22 129V130H21ZM115 129V130H114ZM123 129V130H122ZM175 130V132H174V130ZM202 129H203V131H202ZM213 129H215V131H213ZM2 130V131H1ZM14 130V131H13ZM50 130V131H49ZM53 130V131H52ZM60 130V131H59ZM65 132H64V131ZM167 130H169V131H172V132H169V131H167ZM236 130H238V131H236ZM245 130V131H244ZM252 130V131H251ZM29 133V131H30V135L29 134H27V132ZM33 131V132H32ZM56 131V132H55ZM129 132V134L131 135L130 137H129V134H127L128 132ZM133 131V132H132ZM191 131H196V132H198V133H194V132H191ZM199 131H202V132H199ZM207 131V132H206ZM231 131V132H230ZM8 133V135H7V133ZM14 132V133H13ZM26 132V133H25ZM49 132V133H48ZM55 132V134L53 135L52 133H54ZM62 132H63V134H62ZM117 132V133H118ZM131 132H132V134H134V135H132L131 134ZM237 132H239V133H237ZM246 132H248V133H246ZM252 132V133H251ZM3 133V134H2ZM10 133V134H9ZM36 133V134H35ZM57 133V134H56ZM59 133H61V135L59 136ZM117 133H115V134H117ZM169 133V134H168ZM171 133V134H170ZM192 133H194V134H192ZM202 133V134H201ZM206 133V134H205ZM13 134H15V136H16V138H15V136L13 135ZM53 136H52V135ZM198 134L200 135L199 136V138H197V137H195V135L196 136H198ZM233 134H235V135H233ZM244 134H246L245 136H244ZM11 135H12V137H11ZM20 135V136H19ZM137 135V136H136ZM187 135V136H186ZM203 135V136H202ZM209 135V136H208ZM240 135V136H239ZM22 136H27V137H25V139H23L24 137H22ZM29 136H31V137H29ZM32 136L34 137V140L33 139H30V138H32ZM168 136V137H167ZM184 136L186 137V138H184ZM204 136H206V137H204ZM242 136H244V137H242ZM249 136H250V138H249ZM254 136V137H253ZM22 137V138H21ZM36 137V138H35ZM39 137H41V138H39ZM47 137V138H46ZM133 137V138H132ZM139 137V138H138ZM151 137V138H150ZM193 137V138H192ZM211 137V138H210ZM252 137V138H251ZM2 138V139H1ZM6 138V139H5ZM21 140V142L19 141V139ZM67 138V139H66ZM69 138V139H68ZM116 138V137H115ZM138 140H137V139ZM155 138V139H154ZM157 138V139H156ZM195 138V139H194ZM242 138H245V139H242ZM14 139V140H13ZM41 139V140H40ZM45 139V140H44ZM52 139V140H51ZM61 139V138H60ZM136 139V140H135ZM150 139H152V142L150 141ZM193 141H192V140ZM207 139H209V140H207ZM226 139H229V140H227V141H225ZM257 139V140H256ZM7 141V143H6V141ZM9 140H11V141H9ZM13 140V141H12ZM23 140V141H22ZM113 142H112V141ZM116 140L117 139H110V142H109V145L111 146V144L112 145H114V143L115 144H117L116 143ZM134 140V141H133ZM157 140H158V142H157ZM168 140V141H167ZM172 141V143L170 142V141ZM181 140V142H179ZM184 142H183V141ZM187 140V141H186ZM197 141V142H194V141ZM199 140V141H198ZM207 140V142H205ZM212 140V141H211ZM253 140V141H252ZM4 141V142H3ZM18 141V142H17ZM35 141V143L33 144V142ZM40 141H41V143H40ZM49 141V142H48ZM138 141V142H137ZM147 141H149V143L147 144ZM156 142V143H154V142ZM190 141V142H189ZM202 143H201V142ZM225 141V142H224ZM256 141V142H255ZM3 142V143H2ZM10 142V143H9ZM52 144H51V143ZM54 142V143H53ZM134 142V143H133ZM173 142H175V143H173ZM183 142V143H182ZM192 142V145H190L189 143H191ZM200 142V143H199ZM210 142V143H209ZM234 142V143H233ZM239 142V143H238ZM258 142V143H257ZM68 143V144H67ZM151 143V144H150ZM157 143H159V144H157ZM162 143H164V144H162ZM184 143H185V145H184ZM209 143V144H208ZM222 143V144H221ZM228 143H229V145H228ZM27 144V145H26ZM56 144V146H54ZM135 144L137 145V144H139L138 146H135ZM165 144H167V145H165ZM169 144V145H168ZM175 144V145H174ZM203 144H205L204 146H203ZM6 145H4V150H5V152H7L6 151ZM22 145V146H21ZM35 145V146H34ZM149 145H151V147L149 146ZM154 145V147H152ZM165 145L166 147H165V149H163L164 147L163 146ZM174 145V146H173ZM178 145V146H177ZM228 145V146H227ZM34 146V147H33ZM41 148H40V147ZM140 146V147H139ZM155 146H157L156 148H155ZM169 146V147H168ZM183 146H186V148L185 147H183ZM225 146V147H224ZM28 147V148H27ZM113 147V146H112ZM137 147V148H136ZM147 147H149V148H147ZM179 147V148H178ZM228 147V148H227ZM255 148V149H252V148ZM21 148V149H20ZM25 150H24V149ZM27 148V149H26ZM34 148V149H33ZM55 148V149H54ZM110 147H108V149H109ZM154 148V149H153ZM157 148H159L158 150H155V149H157ZM169 148V149H168ZM182 148H184V149H182ZM193 148V149H192ZM209 148V149H208ZM214 148H216V149H219V150H222V151H217L216 149H215V151L213 150ZM242 150H241V149ZM32 149H33V152L31 153V151H32ZM38 149H40V150H38ZM42 149H43V152H42ZM168 149V150H167ZM173 149V150H172ZM182 149V150H181ZM203 150V151H201V150ZM223 149H225V150H227L226 152H225V150L223 151ZM231 149V150H230ZM239 149V150H238ZM19 150H20V152H19ZM23 150V153L21 152ZM135 150V151H134ZM151 151L152 152V154L151 155H149L148 157H149V159L148 160H146L147 159V157L145 156H143V155H147V152L146 151ZM165 150V151H164ZM170 150H172V151H178L179 153H177V160H179V161H175V162H170L169 161V159H168V157H167V151H170ZM183 151V152H181V151ZM185 150H186V152H185ZM196 150H194V152L196 151ZM200 150V151H199ZM205 150V151H204ZM238 150V151H237ZM27 151H28V153H27ZM154 151V152H153ZM241 151V152H240ZM244 151H247V152H244ZM253 151V154L254 155H250L251 153L250 152H252ZM40 154H39V153ZM135 152V153H134ZM137 152H138V154H137ZM162 152H165L164 154H162ZM216 152V153H215ZM221 152H223V153H221ZM235 152V153H234ZM240 152V153H239ZM7 153H9V152H7ZM20 153V154H19ZM22 153V154H21ZM26 154V155H23V154ZM60 153V154H59ZM158 154L159 155V157H158V155H157V157L155 156V154ZM190 153H192V154H190ZM214 153V154H213ZM234 153V154H233ZM240 154V156H238L239 154ZM243 153H245V154H243ZM255 153H258V154H256L255 155ZM105 154H107V152L105 153ZM137 154V155H136ZM209 154H211V155H209ZM243 154V155H242ZM246 154H248V155H246ZM12 155H13V157H12ZM20 155H21V157H20ZM28 155V156H27ZM32 155V156H31ZM133 155H135V156H133ZM186 155H188V157H186ZM231 155H233V156H231ZM52 156V157H51ZM180 156H181V158H180ZM184 156V157H183ZM212 156V158H209V157H211ZM219 156V157H218ZM244 156H246V158H243ZM15 157V158H16ZM25 157H27V158H29V159H27L26 160V162L25 163H23V160H25L26 158ZM50 157V159H48ZM160 157H162V158H160ZM179 157V158H178ZM207 157H208V159H207ZM225 157H227V158H225ZM240 157V158H239ZM18 158H19V160H18ZM25 158V159H24ZM102 158V159H101ZM164 158H166L167 159V161L164 159ZM248 158H253V159H251V160H249ZM259 158V159H258ZM37 159V160H36ZM100 159V160H99ZM156 159V160H155ZM205 159V160H204ZM219 159V160H218ZM242 159V160H241ZM258 159V160H257ZM52 160H53V162H52ZM152 160V161H151ZM208 160H210V161H208ZM239 160V161H238ZM241 160V161H240ZM4 161V162H3ZM85 160H83L82 162H84ZM137 161V160H136ZM150 162L149 164H147L148 162ZM164 161V162H163ZM184 163H183V162ZM224 161V162H223ZM227 161V162H226ZM234 161V162H233ZM235 161L237 162L236 164H233V163H235ZM242 161H244V162H242ZM262 161V162H261ZM17 162H21L20 164H22L23 166H21L20 164H18ZM31 162V163H30ZM41 162H42V164H41ZM51 162V163H50ZM126 162V161H125ZM133 162V163H132ZM132 162H130V163H126L127 165V178H126V180H127V184H128V187L126 188V189H129V190H131L135 185H137L136 183L138 182V179H136V178H139V177H136V176H139V172H138V167L140 166V163H138L137 164V162H134V161H132ZM162 162V163H161ZM168 162V163H167ZM179 163V167L177 166L178 165V163ZM218 162L220 163V164H218ZM231 162V163H230ZM242 162V163H241ZM252 162V166H249V167H247V170L249 169V170H253V169H255V172H254V170L251 172H248V171H246V168L244 167V165L245 164H247V163H251ZM262 164H261V163ZM16 163V164H15ZM34 163H35V165H34ZM48 163H50V164H48ZM56 163V164H55ZM99 163H101V164H99ZM176 165H175V164ZM192 163H196V162H192ZM211 165H210V164ZM214 163V164H213ZM216 163V164H215ZM224 163V164H223ZM16 165V167H15V165ZM24 164H26V165H24ZM29 164H30V166H29ZM41 164V165H40ZM53 164V165H52ZM131 164H136V166H133V165H131ZM170 164V165H169ZM172 164V165H171ZM222 164V165H221ZM228 164V165H227ZM242 164V165H241ZM5 165H7V166H5ZM19 165V166H18ZM34 165V166H33ZM137 165H138V167H137ZM174 165V166H173ZM218 165H220V166H223V169H225V170H223V169H221V167L220 166H218ZM240 165L242 166V167H240ZM255 165V166H254ZM2 166V167H1ZM26 166V167H25ZM36 166V167H35ZM44 166H45V168H44ZM104 166V167H103ZM130 166L132 167V169L130 168ZM148 166V167H147ZM225 166V167H224ZM231 166H233V167H231ZM257 166V167H256ZM260 166V167H259ZM19 167H20V169H19ZM23 167V168H22ZM29 167H30V170H29ZM37 167H40V168H37ZM50 167H51V170H50ZM157 167H158V169H157ZM167 167V168H166ZM181 167V168H180ZM182 167H183V169H182ZM187 167H190V168H187ZM199 167V166H198ZM229 167V168H228ZM53 168V169H52ZM94 168V169H93ZM135 168V169H134ZM151 168H153V169H151ZM263 168V169H262ZM7 169V170H6ZM17 169H18V171H17ZM45 169V170H44ZM157 169V170H156ZM170 169V170H169ZM176 169H178V170H176ZM228 169H231V170H228ZM242 169V170H241ZM256 169H258V170H256ZM261 169V170H260ZM36 170V171H35ZM42 172H41V171ZM94 170V171H93ZM128 170L130 171V172H128ZM136 172H135V171ZM158 170H159V173H158ZM165 170H167V172L165 171ZM176 171V173H175V171ZM181 170V173L179 172ZM238 170V171H237ZM21 171H23V172H21ZM51 171V172H50ZM117 171V172H116ZM151 171H154V172H151ZM172 171V172H171ZM185 171V172H184ZM221 171V172H220ZM244 173H243V172ZM8 172V173H7ZM32 172H33V175H32ZM36 172V173H35ZM44 172V173H43ZM46 172V173H45ZM49 172V173H48ZM55 172V173H54ZM119 172V173H118ZM172 174H171V173ZM174 172V173H173ZM225 172V173H224ZM230 172H233L234 174H232V173H230ZM241 172V173H240ZM245 172H247V173H245ZM29 173V174H28ZM38 173V174H37ZM50 175V177L48 176V174ZM52 173V174H51ZM101 173L103 174V175H101ZM112 173H114L113 175H114V177L116 178V177H118L117 179H118V181L117 182H113V177H112ZM117 173V174H116ZM137 173V174H136ZM236 173H237V175H236ZM242 173H243V175H242ZM255 173H257V175L255 174ZM39 174H41V175H43L42 176V178H41V176L39 175ZM121 174V175H120ZM129 174H131V175H129ZM134 174V175H133ZM239 174V175H238ZM56 175V176H55ZM107 175V176H106ZM141 175V174H140ZM175 177H174V176ZM183 175H184V177H183ZM221 175H222V181L220 180L219 181V179H221L220 177H221ZM247 176V178H246V176ZM249 175H252V177L251 176H249ZM50 178V180L49 179H47L48 177ZM54 176V177H53ZM79 178H78V177ZM177 176H181V178L179 177V179H178V177ZM255 176H261V179H263L260 183L259 182H256L257 184H255V181H256V178H255ZM263 176V177H262ZM2 177V178H1ZM6 177V178H5ZM45 179H44V178ZM109 177H112V179L111 178H109ZM150 177H149V179H150ZM234 177H236V178H234ZM243 177V178H242ZM250 177V178H249ZM3 178H4V180H3ZM39 178V179H38ZM75 178L77 179V180H75ZM104 178V179H103ZM106 178V179H105ZM129 178H131V179H129ZM175 178V179H174ZM177 178V179H176ZM183 178H185V179H183ZM217 178H219V179H217ZM251 178H253V179H251ZM42 179V180H41ZM54 179V180H53ZM56 179H57V181H56ZM189 179V180H188ZM225 179V180H224ZM233 179H235V180H233ZM242 180L241 182H240V180ZM250 179V182L248 181ZM255 179V180H254ZM43 181V182H39V181ZM47 180V181H46ZM53 182H52V181ZM75 180V181H74ZM137 180V181H136ZM169 180H172V181H169ZM176 180V181H175ZM177 180H179V181H177ZM183 180V181H182ZM4 181V182H3ZM37 181H38V183H37ZM130 181V183H128ZM132 181V182H131ZM231 181V182H230ZM236 181V182H235ZM17 182H18V180H17ZM49 184V182H51V184H52V197L54 198H52L53 200H54V202H53V200H52V202L51 203H53V208H52V206L50 207L48 204H46V205H44L43 203V201L42 200H46V184L47 183ZM56 182H57V184H56ZM60 182V183H59ZM83 182V183H82ZM235 182V183H234ZM247 184H246V183ZM16 183V182H15ZM41 183V184H40ZM46 183V184H45ZM80 183H82L83 185L81 186V184ZM105 183V184H104ZM133 184V187L131 186L132 184ZM149 183H150V181H149ZM238 183H240L239 185L240 186H238ZM241 183H243V184H241ZM17 184V183H16ZM58 184H59V186H58ZM77 184H78V186H77ZM85 184V185H84ZM101 184H103V185H101ZM109 184V185H108ZM116 184L118 185V186H116ZM126 184V185H127ZM227 184H223V186H226ZM234 184V185H233ZM237 185V187L236 188H240V189H237V191H236V188L234 187V186H236ZM248 184H249V186H251V187H248ZM253 184H255L256 186H254ZM263 184V185H262ZM69 185H70V187H69ZM73 185V186H72ZM99 185V186H98ZM170 185V186H169ZM244 185H245V187H244ZM258 185V186H257ZM68 186V187H67ZM97 186V187H96ZM106 186H108L107 188H106ZM110 186V187H109ZM113 186H115V187H113ZM123 186V187H122ZM170 188H169V187ZM218 186H219V188H218ZM243 188H242V187ZM247 186V187H246ZM261 186V187H260ZM26 187V186H25ZM82 188V189H80V188ZM118 187V188H117ZM168 187V188H167ZM229 187V186H228ZM45 188V189H44ZM55 188V189H54ZM59 188H60V190H59ZM65 189V190H63V189ZM68 188H69V190H71V188H72V191H69L68 190ZM78 188V189H77ZM89 188H91V189H89ZM172 188V189H171ZM234 188V189H233ZM41 189V190H40ZM42 189H43V191H42ZM79 191V193H78V191ZM86 189V190H85ZM111 189V190H110ZM113 189V190H112ZM168 189V190H167ZM219 189V190H218ZM242 189H243V191H245L246 192V194H245V192H243L242 191ZM253 189H255V191L253 190ZM257 189V190H256ZM258 189H260V190H258ZM110 190V191H109ZM117 190V191H116ZM24 191L26 192V189H24ZM24 191H23V193H24ZM54 191V192H53ZM59 191H61V192H58ZM65 191V192H64ZM81 191H82V194H81ZM85 191V192H84ZM92 191V192H91ZM115 192V193H113V192ZM220 191V192H219ZM238 191H241L242 192V196H241V193L239 192V195H238V193H236L235 194V192H238ZM248 191V192H247ZM252 191H254V192H252ZM45 194H44V193ZM64 192V193H63ZM72 194H71V193ZM96 192V193H95ZM166 192H168L169 194L167 195V194H165ZM234 192V193H233ZM252 192V193H251ZM259 192V193H258ZM3 193V194H2ZM41 193V194H40ZM57 193V194H56ZM62 193H63V195H62ZM68 193H69V195H68ZM88 193V194H87ZM94 193H95V195H94ZM44 194V196H42ZM55 196H54V195ZM129 194H131V193H129ZM234 194L236 195V196H234ZM261 194L263 195V196H261ZM3 195V196H2ZM24 195H25V193H24ZM66 195V196H65ZM80 195V196H79ZM87 195V196H86ZM92 195H93V197H92ZM111 195V196H110ZM258 195H259V197H260V199H259V197H258ZM58 196V197H57ZM121 196V198L122 199H124V200H126V201H128V198L125 196V194L123 195V194H121L120 195ZM221 196V197H220ZM233 196V197H232ZM252 196H253V198H252ZM42 197V198H41ZM57 198V200H56V198ZM66 197H67V199H66ZM218 197V198H217ZM220 197V198H219ZM244 197H246V198H244ZM254 197H256V198H254ZM261 197H263L262 199H261ZM71 198H73L72 200H71ZM79 198V199H80ZM231 198V199H230ZM252 198V199H251ZM4 199H3V201H4ZM15 199V198H14ZM12 200V202L10 203V202H5V204L7 205V206H13L14 208H17V209H19V210H21V208H22V204L23 203H21L20 204V202H19V199L18 200ZM220 199H222L223 200V202H222V200H220ZM233 199V200H232ZM238 199V200H237ZM242 199H243V201H242ZM254 199V200H253ZM258 199V200H257ZM101 200V201H100ZM112 200H114V201H112ZM210 200V201H211ZM258 202H257V201ZM43 203H42V202ZM68 201V202H67ZM239 201H241V202H239ZM252 201V202H251ZM253 201H256V203H254ZM260 201V202H259ZM48 202H50V201H48ZM70 202V203H69ZM219 202V203H218ZM237 202V203H236ZM64 203V204H63ZM65 203H66V205H65ZM69 203V204H68ZM241 203V204H240ZM246 203V204H245ZM261 205H260V204ZM10 204V205H9ZM16 204H18V205H21L20 207L18 206V205H16ZM42 204H43V206H42ZM68 204V205H67ZM153 204V203H152ZM151 204V206H150V209L148 210V211H152V214H150L149 215V213H151V212H148V214H147V218H152L154 221H159V220H161V217H162V212H161V210L160 209H152V206H154V204L152 205ZM220 204V205H219ZM236 204V205H235ZM238 204H240L241 205V207H240V205H238ZM244 204V205H243ZM248 204V205H247ZM42 207H41V206ZM48 205V206H47ZM70 205V206H69ZM214 205V206H213ZM218 205V207L220 206V208H218V210H217V206ZM233 205V207H230V206H232ZM235 205V206H234ZM259 205V206H258ZM66 206V207H65ZM135 206V207H134ZM138 206V207H137ZM192 206V204L190 203V208H191V210L193 209V211L194 212H197V214H195L193 211H190V208H189V211H190V214H188V216H190V217H192V221H196V223H200V221L198 220V217L200 218V220H201V218L202 219H204V216H203V213L202 212H205L204 210H202V208H197L196 209V207H191ZM243 206H245V207H243ZM262 207V209L263 210H260V208ZM46 207H47V210H46ZM50 207V208H49ZM61 207H63V208H61ZM82 207H84V209L82 208ZM80 209L83 211V215H84V213H87V205L85 206H82ZM86 207V208H85ZM131 207L132 208H141L140 207V205H138L137 204V202L135 203H133V206L131 205ZM240 207V208H239ZM249 207V208H248ZM259 207V208H258ZM42 208H43V211L45 212V213H43V211H42ZM229 208H231V209H229ZM246 208V209H245ZM254 208L256 209V210H254ZM86 209V210H85ZM220 209V210H219ZM234 209H236V210H234ZM243 209H244V211L246 212V214L245 215H243V214H241V211H243ZM48 210H50V213H49V211ZM64 210V211H63ZM157 210V211H156ZM212 210H209V211H211L212 212ZM213 210V211H214ZM231 210H232V212H231ZM241 210V211H240ZM236 211V212H235ZM248 211H250V212H248ZM253 211H256V212H258V213H260V211H262V213H260V214H258V213H256V212H254L255 213V215L253 214ZM128 212V210H126V213ZM200 212V213H199ZM237 212H239V215L237 214ZM245 212H243V213H245ZM40 213H43V214H40ZM155 213V214H154ZM191 213H193V215H195V216H198L197 218L195 217V216H193ZM45 214H46V216H45ZM65 215V216H62V215ZM199 214V215H198ZM235 215V216H233V215ZM149 215V216H148ZM155 215H158V217L157 216H155ZM231 215H232V217H231ZM253 215V216H252ZM256 215H259L260 217L258 218V216H256ZM60 216V217H59ZM201 216H203V217H201ZM228 216H229V218H228ZM240 216V217H239ZM43 217H46L47 218V220H48V222L46 221V220H44L43 219ZM56 217V218H55ZM160 217V218H159ZM235 217V218H234ZM248 217H251V218H248ZM256 217V218H255ZM50 218V219H49ZM62 218V219H61ZM146 218V217H145ZM193 218H195V219H193ZM230 218H231V220H230ZM233 218H234V220H233ZM241 218V219H240ZM254 218V219H253ZM25 219V218H24ZM40 219V220H39ZM187 219V218H186ZM242 219H244V221L242 220ZM257 219H261L260 221H261V223H260V221H257ZM236 220H239V221H236ZM40 221V222H39ZM44 221H46L47 223H49L50 224V226H49V224H47V225H43L44 223H46V222H44ZM61 221H62V223H61ZM135 221L136 220H134V224H136L135 223ZM186 221V220H185ZM198 221V222H197ZM213 221H215L214 223V225H216V226H214V225H212L213 224ZM228 221H231L230 223L228 222ZM246 221H247V223H249L248 225H247V223H246ZM254 221V222H253ZM257 221V222H256ZM263 221V222H262ZM56 222V223H55ZM70 222V223H69ZM131 222H133V220H131L130 221V223ZM233 222H234V224L235 225H237V226H235L234 224H233ZM245 222V223H244ZM259 222V223H258ZM40 223V224H39ZM228 223V224H227ZM262 223H263V225H262ZM63 224V225H62ZM137 224H138V222H137ZM219 224L220 225H223V226H219ZM226 224V225H225ZM229 224H233V225H229ZM255 224V225H254ZM131 225H133V223H131ZM227 225H229L230 227H228L227 228ZM250 225V226H249ZM258 225V226H257ZM46 226V227H45ZM61 226V227H60ZM135 225H133L132 227H134ZM226 226V227H225ZM245 226H247V227H245ZM254 226V230L252 229V227ZM49 229H48V228ZM209 227V228H208ZM240 227V226H239ZM259 227L261 228V230L259 229ZM59 228V229H58ZM241 228V227H240ZM247 228H249L250 230L248 231L247 230ZM258 228V229H257ZM48 229V230H47ZM218 229V231H216ZM226 229V230H225ZM227 229H229V230H227ZM5 231L4 229H1L0 230V243H2V244H4L3 245V247H0V255L1 254H4L5 252H7L8 253V256H9V258H5V263H3V264H7V263H13L14 261H18V260H20V259H24V257L23 256H21V255H19L18 254V251H17V247L15 246V247H13L15 244V242L16 241H19L20 240V238H14L13 236H10L11 238H9V236L7 235V233H5V232H3V231ZM46 230V231H45ZM58 230V231H57ZM44 231H45V233H44ZM57 231V232H56ZM216 231V232H215ZM243 231V232H244ZM244 232V233H245ZM215 233V234H214ZM6 234V235H5ZM59 234V235H58ZM1 235H2V238H1ZM150 235V236H149ZM209 235H211V236H209ZM6 237V239H5V237ZM18 236V235H17ZM145 242H144V245L146 246L145 247V261L146 262H148L149 264H161V263H163V261H162V259H161V255L159 254V252L158 251H156L157 250V247H152V245H153V236L155 237V235H152V234H147V232L145 233ZM149 236V237H148ZM215 238H217V239H215ZM225 238H227V239H235L234 237L232 238V236L231 237H229V236H225ZM4 239V240H3ZM218 239H220V240H218ZM7 240H8V242H9V244H13V245H9V244H7L6 242H7ZM260 239H258V244H259V247L262 249V248H264V245H262V244H264L263 242L264 241H262V240H260ZM2 241V242H1ZM59 241H61V242H59ZM151 241V242H150ZM185 241H186V239H185ZM185 241H183V242H180L179 243V245H178V242H177V245L179 246V248L181 249V250H177V251H179V252H177V254L178 255H180V254H182L183 252H180V251H182V249L183 250H185L186 249V245H185V243L187 244V241L185 242ZM234 241V240H233ZM256 241H257V239H256ZM4 242V243H3ZM14 242V243H13ZM260 242V243H259ZM61 243V244H60ZM145 243H148V244H145ZM97 245H98V243H96ZM184 244V245H183ZM12 246V247H11ZM185 246V247H184ZM79 247L80 246H76V247H73V252L75 251V253L77 254V257H76V254L74 253H72L71 255H75L74 256V259H76L77 261H79V262H81V260L83 259V256H84V253H85V251L84 252H82V251H80V249H79ZM150 247H152L151 249H150ZM184 247V248H183ZM3 248V249H2ZM13 248V249H12ZM149 248V249H148ZM15 249V250H14ZM76 249V250H75ZM2 250H3V252H2ZM78 250L80 251V252H82L81 254L78 252ZM148 250H150V252L148 251ZM153 250V251H152ZM13 251V252H12ZM17 251V252H16ZM11 252V253H10ZM152 252V253H151ZM17 253V254H16ZM150 255H149V254ZM154 254V255H153ZM157 254V255H156ZM15 255V256H14ZM70 255V256H71ZM147 255H149L150 256V258H149V256H147ZM17 256V257H16ZM73 256H71L70 258H72ZM14 258V259H12V258ZM16 257V258H15ZM68 257H69V255H68ZM153 257H157L158 259H160V260H158L157 258H153ZM177 257V256H176ZM80 258V259H79ZM6 259H8V260H6ZM11 259V260H10ZM16 259V260H15ZM150 259V260H149ZM112 259H110V263L112 264L113 263V261L115 262V260L113 259V261H111ZM109 261V260H108ZM133 261V260H132ZM142 261V260H141ZM157 262V263H156ZM109 262L107 263V264H110ZM116 263V262H115ZM142 263V262H141ZM140 263V264H141Z\"/></svg>", "mask_w": 264, "mask_h": 264}, {"label": "bare ground", "instance_id": "bare-ground-1", "mask_svg": "<svg viewBox=\"0 0 264 264\" xmlns=\"http://www.w3.org/2000/svg\"><path fill=\"white\" fill-rule=\"evenodd\" d=\"M24 1V0H23ZM29 1V0H28ZM39 1L40 0H31V2L30 3H27L28 5H24V4H22V2H21V0H19V3L21 2V4H19V3H15V1L13 0V1H11V8L9 9V11L7 12V18L9 19V20H11L12 21V24H11V26L9 25V35L6 37V39H4V36L3 35H5V31L4 32H0V43L1 42H3V41H5L4 42V47H2L1 45H2V43L0 44V59H1V57L3 56H7V54H8V50H7V48L5 47V43H7V44H9V46H15L16 44H17V41L18 40H20V35H22L21 34V32H22V29L23 30H25V32H26V28H34V26H35V24L38 22H36V18H38V16H36L37 14H36V12H35V3H39ZM76 1V0H75ZM95 1V0H94ZM102 2H105L106 0H101ZM113 1L114 0H112V3H113ZM131 1V0H130ZM135 1V0H134ZM137 2H135V3H137V5H133L131 2H129V0H126V3H125V5L123 6L122 4H124V3H120V2H123V1H120L119 0V2L118 3H120L123 7H120L119 8V6H118V9H117V13H116V16H118L120 19H121V24H122V26H123V28L124 29H126V30H128L127 32L130 34V35H134L133 37H137V39H135L134 41H136L137 40V42L136 43H134L133 45H130V48L128 49V53L130 52L131 53V58H130V60H128L127 62H126V60L124 59V54H123V51H126V49L128 48L127 46H129V45H127V46H124L123 45V47H120L118 50H116L115 52L116 53H118V56H119V60H118V62L116 63V64H112V65H110L111 66V68L106 64H104L102 61H100V62H102L103 63V65L102 64H99V65H92L91 67H90V69H88V74H86L85 76H86V78L88 79H86V83H87V81L88 82H90V85L92 86V87H96L97 89H96V93H95V95H94V99L93 100H89V98H86L85 96H81L82 97V99L80 100V101H77L74 105H73V112H72V115H73V119H72V122H71V120H69V122H71V123H73L74 122V124H75V126L74 127H72L73 128V131L71 132V139L70 140H68V143L69 142H71V144H68V145H65V136L63 135H61V133H59V136L61 135L62 137H59V143H60V145H61V149H59V151H60V161H59V165H58V167H57V176L56 177H54V178H57L58 179V181H61V183L60 184H62L63 186H66L67 184H68V181H70V179H73L74 178V175L77 173V170H78V167L80 166V165H83V168H81V171H79L78 170V173L80 172H82L81 173V175H83V178L81 179V180H84L83 182H85V183H87L88 181H90V179H91V183L92 184H97V183H99V179H98V176H100L99 174H97V175H95L91 170L92 169H90V167H89V165H90V163L92 162V161H94L95 160V156L96 155H102V158H103V161H105V162H107V163H109V164H112L113 163V167H115L116 166V164H117V167H119V172H121V174H122V177L124 178V180H123V186H124V188L126 187H128V184H127V180H126V176H127V164L126 163H130V162H132V161H134V162H137V164L138 163H140V166L138 167V165H137V169H138V172H139V176H136V177H139V178H136V179H138V182L136 183L137 185H135L134 187H133V184L131 185L133 188L131 189V190H129V189H122L121 187H120V185H121V183L122 182H119L118 181V177H114V173H112L111 175H112V177H113V182L115 183V182H117L118 181V183H119V188H118V190H119V193H115V192H113V193H115L116 194V198L117 199H119V202L116 204L115 202L116 201H118V200H112V201H114V202H112V203H110V200L108 199L109 197H108V195H109V193H108V191L106 190V189H104L105 187L103 186L102 188H96V190L98 191L97 193L99 194V196L101 197L100 199L101 200H105V205L104 206H102V207H100V208H98V207H96L93 203H92V201H91V199H88V198H80V197H77V195L76 196H74L73 198H74V203H72V205L74 204V206H72L74 209L72 210V212H68V209H66L67 210V213H65V215L69 218V220L73 223V221H79L80 223L77 225V224H73V225H71V224H68V223H66L67 225H68V227H67V229H64V228H66V227H64L63 229L61 228V231H59V232H57V233H60V238H62V233L63 232H65L66 233V237H65V239H64V241H63V243L61 244V245H59V243H58V240L56 239V240H52V238L50 237L51 235L50 234H48V233H45V231H44V235L42 236L41 235V227H42V225H41V227H39V225L37 224L38 223V217L39 218H41L40 216H42V215H40L39 216V211H40V207L38 206L39 204V202L37 203V196H38V194H37V191L39 192V190H38V188H40V186L39 187H37L38 185H39V183H38V181H37V183H38V185L35 183V181L31 178V176L29 175V176H26V175H24L25 174V172H23V171H21V172H23L24 174H21L19 171H18V169H17V171L19 172V174L18 173H16V172H14V166H13V163L17 160V157L16 156H14V162H12L11 163V161L13 160H11L10 161V163L8 162V170L7 171H9V172H11L10 173V175H9V177L7 178V179H5V182L4 183H2V184H5V186H6V191H5V199H4V201L5 202H12V200L15 198L16 200H18L19 199V202H20V204L21 203H23L22 204V208H21V210H19V209H17V208H14L13 206H7L6 204H5V202L3 201V199L1 198L0 199V230L1 229H4L5 231H3V232H5V233H7V235L9 236V238H11L10 236H13L14 238H20V240L19 241H16L14 244V246L13 247H17V251H18V254L19 255H21V256H23L24 257V259L22 260V259H20V260H18V261H14L13 263H7V264H107L108 262L110 263V259H112L111 261H113V259L115 260V262L113 261V263L112 264H140L141 262V264H149L148 262H146L145 261V245H144V242L146 241L145 240V233L147 232V234H152V235H155V237L153 236V245H152V247H157V250L156 251H158L159 252V254L161 255V259H162V261H163V263H161V264H264V248H260L259 247V244H258V239H260V240H262V241H264V234L262 233V231L260 232L259 231V233L260 234H258V232H254V233H249V232H245L243 229H245V228H242V221H240V222H238L239 223V226L241 227H239V226H237V225H235L234 224V222H233V224L235 225V226H237L236 228L234 227V229L235 230H229V229H227V230H229V232H226V231H224V229H222L221 230V228H220V230H219V232L216 234V235H214L215 237H220V239H222L219 243H217L215 240L214 241H212L211 240V238L210 237H208V235L207 234H205L204 233V230H206V229H204L205 227H207V225L208 224H210V223H212V217L213 218H217V222H219L220 224H221V222L223 221L224 222V220L226 219V218H220L222 215H229L230 213H229V211H228V207L227 206H225L224 204L222 205V213H220V212H217V211H215L214 209H215V206H214V208H213V210L211 209L212 208V204H211V202L212 201H214L213 199L211 200V198H214V197H216L217 195H215V194H213V195H215L214 197H212L213 195H212V191L215 189V186H216V183H220V182H216L217 180H216V178H215V176H217L216 175V173H215V176H214V174H212L213 173V170H214V168H212L211 166L209 167L206 163H207V161L205 162V163H203L202 161L203 160H201V156L203 155V154H200V152H198L197 150H196V148L194 149V150H196L195 152H194V150H192L193 151V155H192V162H196V163H192V162H190V160H188V158H187V160H186V164L185 165H188V166H190V165H193V164H198V166H196L195 168L196 169H185L186 170V172L187 171H189V178H190V180H189V184L191 185V186H189L190 188H187L188 187V184H187V187H184L186 184H181V183H178V184H176L175 185V187H173V189L172 190H170L169 192L170 193H172L173 195H169V197L167 196V198H165L164 197V195L162 194V191H163V189L164 188H166V184H167V178H169L170 176L168 175V174H166V173H164V172H161L159 175H156V174H152V177H150V171L148 170L147 171V173H146V175H145V165H142V162H144L145 161V158L144 159H140L141 160V162H139L138 160L139 159H137V157H139L141 154H139V156H136V157H132V150H133V148L131 149V144H130V142H131V140H127V139H125V136L124 135H126V134H124V135H122V133H120V132H115V131H113L112 130V132H110V130H109V128L110 127H112V126H114V125H116V123L118 122V120H120L121 118H119L118 117V115L120 116V117H122L123 118V120L124 121H127V119H128V117H130L129 115H132V117H131V119L133 118V121H134V127H135V130H136V132L138 133V136L140 137V142H141V152H145V146H144V144H145V140L146 139H148L147 137H149V136H147L146 134H149V135H152L153 134V136L154 135H159V136H161V138L159 139L160 140V142H163V139L162 138H164L163 137V132L162 131H160V129L158 128L159 126H160V124L162 123V121L164 120L165 121V119H168L167 121H170L171 122V126L173 127V128H175V129H178L177 127L179 126V125H181L183 122H187L186 120H185V117H187L188 115H192V113H197V110H198V105H195V103H197L198 101L200 102V100L199 99H202V98H200V97H202L201 96V92L203 91V87H205V86H210V84L208 83V81L206 80V79H202L201 80V82H202V85H201V92H199V93H196V94H194L193 96H190L189 98L187 97V100H186V96H184V94H185V92H186V89L187 88H189L190 87V83H192L193 82V84H195L194 82H196V80L198 79L197 77H198V75H197V77H194V80H195V78H196V80L195 81H192L193 80V78H192V75H191V73H192V70L190 69V68H187V69H185L184 71H182V70H177L178 72L175 74H170V76L169 77H171V80H168V82H167V84L165 85V88L163 87V85H161V86H158L157 88H156V91H154L149 97H147L146 99L145 98H143L144 100L143 101H141L140 103H136V102H134V103H131V100H130V98L128 97L129 95H131L132 94V92L134 91V92H138L142 87H140V86H143V89L145 88V87H147V82L149 83V81H151V79H153V78H151L150 80H148L149 78H150V76H151V73H153V71H155V70H157V72H158V70H161L162 69V59H161V57L163 56L162 55V51H161V48H163V47H161V43L162 42H164V41H162L163 40V38H162V35L164 36V34H161V32H163V31H160L161 29H160V23H158L157 22V20H156V17L158 16H154V17H151V18H149L150 20H145V18H146V16H145V14L147 13H145V7H143V5L141 4L143 1L142 0H136ZM152 1V0H151ZM164 1V0H163ZM181 2H182V0H180ZM187 1V0H186ZM188 1H190V0H188ZM193 1V0H192ZM200 1V0H199ZM208 2H209V0H207ZM217 1V0H216ZM221 1V0H220ZM224 1V0H223ZM222 1V3H224ZM226 1V0H225ZM228 1V0H227ZM233 1V0H232ZM231 1V2H232ZM236 1V0H235ZM251 1L252 0H242V8H243V10H244V15L246 16V17H248L249 15H250V12H252L251 11V4L253 3H251ZM25 2V1H24ZM35 2V3H34ZM50 2H52V0L50 1ZM54 2L55 1H53L52 2V5H53V7H54ZM78 2H80V1H78ZM82 2H83V0H82ZM87 2V1H86ZM114 2H116V1H114ZM133 2V1H132ZM200 2H202V0L200 1ZM237 2V1H236ZM260 2H263V1H260ZM259 2V3H260ZM48 3V2H47ZM69 3V2H68ZM88 3H89V1H88ZM94 3V2H93ZM101 2H99L98 4H100ZM108 3H109V1H108ZM111 3V2H110ZM153 3V2H152ZM178 3H180V2H178L177 1V4ZM193 3V2H192ZM235 3V2H234ZM6 4H8V3H6ZM5 4V5H6ZM44 4V3H43ZM42 4V5H43ZM60 4V3H59ZM61 4H63V2L61 3ZM79 4V3H78ZM84 4L85 3H83V6H84ZM115 4H117V3H115ZM155 4V3H154ZM156 4H158V3H156ZM156 4H155V6H156ZM160 4V6H161V3H159ZM189 4V3H188ZM217 4V3H216ZM229 5H230V3H228ZM238 4H240L241 5V3H238ZM45 5V4H44ZM66 5V4H65ZM68 5V4H67ZM82 5V4H81ZM86 5V7H87V4H85ZM105 5V4H104ZM102 6V11H105V6ZM149 5H150V3H149ZM180 5H184V4H180ZM179 5V6H180ZM190 5H192V4H190ZM205 5H207L208 6V3L206 2V0L205 1H203V3H201L200 4V7H199V5H197V7H198V9H197V11H199L200 13L198 14V15H200L201 17L203 16V14H205V12H204V10H208V9H205L206 7H205ZM214 5V4H213ZM3 6H4V3H3ZM9 6V7H10ZM50 6V5H49ZM48 6V7H49ZM62 6V5H61ZM91 6V5H90ZM93 6H95V5H93ZM99 6V5H98ZM98 6H96V8L98 7ZM144 6H146V4L144 5ZM185 6V5H184ZM193 6V5H192ZM217 6H221L220 4H218ZM234 6V5H233ZM48 7H46V8H48ZM62 7H64V6H62ZM61 7V8H62ZM75 7V6H74ZM89 7V6H88ZM92 7V6H91ZM151 7H153V5H151ZM157 7H159V5L158 6H156V8ZM210 7H212V6H210ZM215 7H216V5H215ZM215 7H212L213 9H216ZM224 7V6H223ZM231 7V6H230ZM262 7H264V6H262ZM52 8V7H51ZM55 8H56V6H55ZM59 8V7H58ZM64 8H66V7H64ZM79 8H81V7H79ZM79 8H77L78 10H80ZM148 8V7H147ZM156 8H154V10L156 9ZM163 8H165V7H163ZM162 8V9H163ZM187 8V7H186ZM208 8V7H207ZM227 8H229V7H227ZM226 8V9H227ZM234 8V7H233ZM240 8V7H239ZM17 9H19L18 11H16ZM37 9V8H36ZM68 9V8H67ZM72 9V8H71ZM99 9H100V7H99ZM149 9H152V8H149ZM234 9H236V8H234ZM234 9H232V10H234ZM259 9V8H258ZM261 9V8H260ZM38 10V9H37ZM36 10V11H37ZM41 9H39V11H40ZM74 10V9H73ZM83 10H85V7L83 8ZM87 10V9H86ZM96 10V9H95ZM97 10H98V8H97ZM148 10V9H147ZM153 10V9H152ZM152 10H150V11H152ZM153 10V11H154ZM229 10V9H228ZM239 10V9H238ZM263 10V9H262ZM47 11V10H46ZM50 12H51V9L49 10ZM54 11V10H53ZM60 11V10H59ZM62 11V10H61ZM68 11V10H67ZM90 11H91V9H90ZM94 11V10H93ZM99 11V10H98ZM165 10L163 9V12H164ZM178 11H179V8L177 7V5H176V2H175V0H169L168 1V3H167V6H166V13H165V15H167L168 17L172 14L173 15V17L172 16H170L169 18H173V20L175 19V20H177V15H178ZM237 11V10H236ZM2 12V11H1ZM0 12V13H1ZM57 12H58V10H57ZM63 12V11H62ZM82 12V11H81ZM96 12V11H95ZM95 12H91V13H95ZM157 12V10L155 11V13ZM182 12V11H181ZM184 12H187V13H189L188 11H184ZM221 12V11H220ZM225 12V11H224ZM227 12V11H226ZM241 12V11H240ZM264 12V11H263ZM3 13V12H2ZM5 13V12H4ZM53 13V12H52ZM76 13V12H75ZM83 13V12H82ZM81 13V14H82ZM149 13H151V12H149ZM154 13V12H153ZM153 13H152V15H153ZM154 13V14H155ZM158 13H160V11L158 12ZM162 13V12H161ZM180 13V12H179ZM208 13V12H207ZM206 13V15H208L209 16V14H207ZM229 13V12H228ZM242 13V12H241ZM36 14V15H35ZM49 13L47 12V15H48ZM85 14V13H84ZM101 14H103V13H101ZM106 14V13H105ZM128 14H130V16H133V17H131L132 19L131 20H127V18H126V16H128ZM157 14V13H156ZM182 14V13H181ZM263 14V13H262ZM52 15V14H51ZM59 15V14H58ZM61 15H62V13H61ZM64 15V14H63ZM78 15V14H77ZM87 15V14H86ZM89 15H90V12H89ZM92 15H94V14H92ZM104 15V14H103ZM111 15H113V14H111ZM115 15V14H114ZM161 15V14H160ZM162 15H163V13H162ZM185 15H187V14H185ZM197 15V16H198ZM220 15V14H219ZM227 15V14H226ZM229 16H230V14H228ZM67 16V15H66ZM72 16V15H71ZM80 16V15H79ZM88 16V15H87ZM96 15H94V17H95ZM107 16V15H106ZM164 16V15H163ZM181 16V15H180ZM188 16V15H187ZM196 16V17H197ZM237 16H238V14H237ZM3 17H4V15H3ZM6 17V16H5ZM40 17V16H39ZM43 17V16H42ZM42 17H40V21H41V18ZM57 17V16H56ZM81 17V16H80ZM85 17V16H84ZM184 17V16H183ZM193 17V16H192ZM218 17V16H217ZM46 18H47V16H46ZM60 18V17H59ZM59 18H57V19H59ZM61 18H63L62 16H61ZM67 18V17H66ZM77 18V17H76ZM85 18H87V17H85ZM92 18V17H91ZM96 18H100L99 16L98 17H96ZM95 18V19H96ZM160 17H158V20H160L159 19ZM166 18V17H165ZM199 18V17H198ZM211 18H213V14H212V17ZM243 18H244V16H243ZM7 19V20H8ZM45 19V18H44ZM55 19V18H54ZM64 19V18H63ZM63 19H62V21H63ZM94 19V18H93ZM110 19H113V18H110ZM185 19H187V18H185ZM201 19V18H200ZM203 19V18H202ZM218 19V18H217ZM225 19H227V18H225ZM228 19H230V18H228ZM43 20V19H42ZM48 20V19H47ZM46 20V21H47ZM70 20H72L71 18H70ZM84 20V19H83ZM163 20V19H162ZM167 20V19H166ZM174 20V21H175ZM181 19H179V23H181L182 21H180ZM199 20V19H198ZM210 20V19H209ZM214 20V19H213ZM215 20H216V17H215ZM245 20V19H244ZM49 21H51V20H49ZM80 21V20H79ZM87 21V20H86ZM89 21V20H88ZM96 21V20H95ZM113 21H116V20H113ZM112 21V22H113ZM184 21V20H183ZM191 21H193V18H192V20ZM199 21H201V20H199ZM218 21V20H217ZM216 21V22H217ZM250 21V20H249ZM58 22V21H57ZM57 22H55V23H57ZM61 22V21H60ZM85 22V21H84ZM92 23H93V21H91ZM98 22V21H97ZM165 22V21H164ZM190 22V21H189ZM245 22H246V20H245ZM41 23H43V21L41 22ZM51 23V22H50ZM72 23H74V19H73V22ZM83 23V22H82ZM86 23V22H85ZM88 23V22H87ZM114 23V22H113ZM176 23H178V22H176ZM175 23V24H176ZM185 23V22H184ZM194 23V21L192 22V24ZM202 23V22H201ZM226 23V22H225ZM228 23V22H227ZM230 23V22H229ZM256 23H258V22H256ZM39 24H40V22H39ZM44 24V23H43ZM52 24V23H51ZM69 24V23H68ZM91 24V23H90ZM95 24H96V22H95ZM188 24V23H187ZM191 24V25H192ZM203 24V23H202ZM206 24V23H205ZM208 24V23H207ZM223 24V23H222ZM37 25V24H36ZM45 25V24H44ZM58 25V24H57ZM60 25V24H59ZM64 25V24H63ZM73 24H71L70 25V27L72 26ZM82 25V24H81ZM84 25V24H83ZM161 25H164V24H161ZM180 25V24H179ZM185 25V24H184ZM210 25V24H209ZM219 23L217 24V25H215V27H216V29H218V31L217 32H215L216 33V35H215V39L217 40L218 38H222V37H220L221 36V34H220V31H219ZM52 26V25H51ZM79 26V25H78ZM89 26V25H88ZM93 26H96V25H93ZM101 26V25H100ZM107 26V25H106ZM118 26V25H117ZM121 25H119V27H120ZM176 26H178V24L176 25ZM204 26V25H203ZM248 26V25H247ZM42 27V26H41ZM40 27V28H41ZM56 28H58V26H55ZM75 27V26H74ZM116 27V26H115ZM169 27V26H168ZM179 27V26H178ZM182 27H184V26H182ZM214 27V26H213ZM212 27V28H213ZM55 28V29H56ZM62 28V27H61ZM64 28H65V26H64ZM75 28H77V27H75ZM81 27H79L78 29H76V30H78V32H79V29H80ZM84 28V27H83ZM90 28H92V27H90ZM111 28H113V27H111ZM161 28H163V27H161ZM166 28V27H165ZM174 28V27H173ZM176 28V27H175ZM174 28V29H175ZM188 28V27H187ZM207 28H208V26H207ZM212 28H210L209 27V31H212ZM231 28H232V26H231ZM253 28V27H252ZM48 29H49V25H48ZM66 29H67V27H66ZM69 29V28H68ZM70 29H72V28H70ZM102 29V28H101ZM152 29H154L155 31H154V33H152V34H148L147 35V37H145V33L147 32V33H149ZM174 29H172V30H174ZM178 29H180V28H178ZM182 29V28H181ZM221 29V28H220ZM236 29V28H235ZM30 30V29H29ZM38 30V29H37ZM40 30V29H39ZM75 30V29H74ZM73 30V31H74ZM75 30V31H76ZM81 30V29H80ZM99 30V29H98ZM112 30V29H111ZM110 30V31H111ZM119 30L120 31H122L120 28H119ZM166 30L168 31V29L166 28L165 29V31L164 32H166ZM170 30V29H169ZM183 30V29H182ZM190 30V29H189ZM215 30V29H214ZM31 31V30H30ZM30 31H28V32H30ZM35 31H36V29H35ZM63 31V30H62ZM68 31V30H67ZM178 31H180V30H178ZM241 31V30H240ZM42 32V31H41ZM47 32H48V30H47ZM51 32V31H50ZM71 32H72V30H71ZM77 32V33H78ZM83 32H85V30L83 31ZM89 31H87V33H88ZM93 32V31H92ZM123 32V31H122ZM173 32H175V31H173ZM189 31H187V33H188ZM213 32V31H212ZM222 32V31H221ZM237 32H239V31H237ZM237 32H235V33H237ZM254 32H256V31H254ZM258 32V31H257ZM32 33H34V32H32ZM36 33V32H35ZM43 33H45V31L44 32H42V34ZM74 33V32H73ZM86 33V32H85ZM97 33V32H96ZM113 34L115 33V32H112ZM176 33V32H175ZM180 33H182L181 31H180ZM186 33V32H185ZM197 33H199V32H197ZM205 33H207V32H205ZM209 33V32H208ZM240 33V32H239ZM30 34V33H29ZM49 34V33H48ZM59 34V33H58ZM72 34V33H71ZM81 34V33H80ZM93 34H95V33H93ZM98 34V33H97ZM119 34V33H118ZM179 34V33H178ZM211 34V33H210ZM209 34V35H210ZM227 34V33H226ZM261 34H263V33H261ZM32 35V34H31ZM37 35H38V33H37ZM36 35V36H37ZM41 35V34H40ZM56 35V34H55ZM54 35V36H55ZM61 35H63V34H61ZM85 36H86V34H84ZM126 35V32H123L122 33V37L123 36H125ZM173 35V34H172ZM176 35V34H175ZM187 35V34H186ZM224 35H225V33H224ZM246 35V34H245ZM252 35H254V33L252 34ZM257 35L259 36L260 34L259 33H257ZM74 36V35H73ZM78 36V35H77ZM77 36H75V37H77ZM90 36H91V34H90ZM105 36V35H104ZM114 35H111V37H113ZM166 36V35H165ZM164 36V37H165ZM178 36H180V35H178ZM188 36V35H187ZM186 36V37H187ZM208 36V35H207ZM212 36V35H211ZM236 36H238V34L236 35ZM18 37H19V39H18ZM31 37H33V36H31ZM30 36H29V38H31ZM47 37H48V35H47ZM64 37V36H63ZM75 37H73V38H75ZM81 37V36H80ZM80 37H78V38H80ZM88 38H89V36H87ZM95 37H97L96 35H95ZM249 37V36H248ZM255 37V36H254ZM22 38V37H21ZM85 38V37H84ZM93 38V37H92ZM108 38V37H107ZM114 38V37H113ZM188 38V37H187ZM187 38H184L185 40L184 41H186L187 40ZM214 38V37H213ZM225 38H227V36L225 37ZM236 38V37H235ZM257 38V37H256ZM255 38V39H256ZM26 39H28V38H26ZM38 39V38H37ZM36 39V40H37ZM53 39H54V37H53ZM62 39H64V38H62ZM69 39V38H68ZM87 39V38H86ZM90 39V38H89ZM87 40V42L86 43H88V44H90L91 42H93V43H97V41L95 40V41H91L90 42V40ZM99 39V38H98ZM118 39V38H117ZM165 39V38H164ZM167 39H169V38H167ZM181 39V38H180ZM179 39V40H180ZM190 39V38H189ZM192 40H193V38H191ZM244 39V38H243ZM248 39V38H247ZM251 39H253L252 37H251ZM30 40V39H29ZM48 40V39H47ZM61 40V39H60ZM72 40V39H71ZM78 40V39H77ZM93 40V39H92ZM104 40V39H103ZM114 40H116V38L114 39ZM114 40H112L111 42H113ZM121 40V39H120ZM130 40H132V39H130ZM129 40V41H130ZM171 40V39H170ZM170 40H168V41H170ZM176 40V39H175ZM196 40V39H195ZM199 40V39H198ZM205 40H206V36H205V38H203V37H201L200 38V40H199V44H195V45H197L199 48H205V47H208L209 45H205L206 43H204L205 42ZM209 40V39H208ZM229 40V39H228ZM254 40V39H253ZM28 41V40H27ZM53 41H55V40H53ZM64 41H66V40H64ZM70 41V40H69ZM73 41V40H72ZM127 41V40H126ZM214 41V40H213ZM224 41V40H223ZM30 42V41H29ZM28 42V43H29ZM32 42H34V41H32ZM37 42V41H36ZM39 42H41V38H40V41ZM78 42V41H77ZM83 42V41H82ZM98 42H100V41H98ZM106 42H109V41H106ZM115 42H117V41H115ZM115 42H113V43H115ZM119 42V41H118ZM122 42V41H121ZM125 42V41H124ZM133 42V41H132ZM178 42H180V41H178ZM187 42V44H189V45H191L188 41H186ZM218 44H219V42L218 41H216ZM224 42H226V41H224ZM246 42V41H245ZM42 43V42H41ZM43 43H45V42H43ZM42 43V45H44ZM58 43H60V42H58ZM62 43V42H61ZM76 43V42H75ZM128 43V42H127ZM168 43H172V41L171 42H168ZM210 43V42H209ZM208 43V44H209ZM237 43V42H236ZM33 44V43H32ZM48 44V43H47ZM46 44V45H47ZM80 44V43H79ZM82 44V43H81ZM87 44V45H88ZM105 44V43H104ZM118 44V43H117ZM128 44H130V43H128ZM166 44V43H165ZM164 44V45H165ZM35 45V44H34ZM37 45V44H36ZM36 45H35V47H36ZM38 45H39V43H38ZM41 45V46H42ZM46 45H45V48H46ZM61 45V44H60ZM68 45V44H67ZM77 45V44H76ZM84 45V44H83ZM86 45V44H85ZM84 45V46H85ZM86 45V46H87ZM91 45V44H90ZM102 45V44H101ZM101 45H99V46H101ZM112 45V44H111ZM122 45V44H121ZM174 45V44H173ZM182 45V44H181ZM194 45V44H193ZM29 46H31V45H29ZM48 46V45H47ZM79 46V45H78ZM95 46V45H94ZM97 46H98V44H97ZM119 46V45H118ZM118 46L116 45V48H118ZM163 46V45H162ZM172 46V45H171ZM19 47V46H18ZM43 47V46H42ZM42 47H41V49H42ZM57 47V46H56ZM88 47V46H87ZM86 47V48H87ZM175 47H176V44H175ZM179 47H181V46H179ZM8 48H10V47H8ZM39 48H40V46H39ZM44 48V47H43ZM66 48V47H65ZM67 48H68V46H67ZM71 48V47H70ZM82 48V47H81ZM90 48H92V47H90ZM174 48V47H173ZM172 48V49H173ZM183 48V47H182ZM192 48V47H191ZM213 48V47H212ZM225 48V47H224ZM20 49V48H19ZM36 49H38V48H36ZM55 49H57V48H55ZM60 49V48H59ZM93 49H97L96 47H93ZM99 49V48H98ZM171 49V48H170ZM186 49V48H185ZM188 49V48H187ZM223 49V48H222ZM15 50V49H14ZM21 50V49H20ZM32 50H34V49H32ZM45 50V49H44ZM70 50V49H69ZM89 51H90V49H88ZM115 49L113 48V46H109V45H103V47H102V49H99V51H98V54L96 55V57L97 56H104V57H106V56H108L109 54H111V52L112 51H114ZM129 50H131V51H129ZM178 50V49H177ZM182 50V49H181ZM181 50H179V51H181ZM197 50H199V49H196V48H193V51L194 52H192L191 54V56L188 58V57H186V58H188V60H190V62H193L194 63V65H193V68H194V70L193 71H196V69L198 70V69H200L199 71L200 72H198V74L199 73H201V76H202V71H204V70H202V67H205V66H203V64H205L206 63V61L207 60H211V61H216L217 62V65L219 64V61H218V59H217V57H216V50H212L211 49V53H209L208 55L207 54H204V56L203 55H199L198 54V52L200 53L201 51H198V52H196ZM210 50V49H209ZM237 50V49H236ZM26 51V50H25ZM31 51V50H30ZM35 51V50H34ZM38 51V50H37ZM63 51V50H62ZM65 51V50H64ZM83 51H86V50H83ZM88 51V52H89ZM175 51V50H174ZM192 51V50H191ZM226 51V50H225ZM229 51V50H228ZM11 52V51H10ZM17 52H18V50H17ZM22 52V51H21ZM96 52V51H95ZM127 52V51H126ZM126 52H124V53H126ZM185 52V51H184ZM215 52V53H214ZM231 52V51H230ZM237 52V51H236ZM246 52V51H245ZM249 52V51H248ZM248 52H246V53H248ZM20 53V52H19ZM43 53H45V52H43ZM52 53H54V51L52 52ZM59 53V52H58ZM62 53V52H61ZM60 53V54H61ZM75 53H76V51H75ZM84 53V52H83ZM86 53V52H85ZM92 53H93V51H92ZM116 53H112V54H116ZM186 53V52H185ZM229 53V52H228ZM245 53V54H246ZM22 54V53H21ZM67 54V53H66ZM70 54V53H69ZM82 54V53H81ZM99 54H102V55H99ZM165 54V53H164ZM168 54V53H167ZM171 54H173V53H171ZM177 54H180V53H177ZM186 54H188V55H190L189 53H186ZM23 55V54H22ZM38 55V54H37ZM46 55V54H45ZM59 55V54H58ZM76 55H77V53H76ZM75 55V56H76ZM80 54H78V56H79ZM84 55V54H83ZM129 55V54H128ZM187 55V56H188ZM230 55H231V53H230ZM250 54H248V55H245V56H249ZM252 55V54H251ZM263 55V54H262ZM48 56V55H47ZM46 56V59L48 60V57ZM56 56H57V53H56ZM69 56V55H68ZM74 56V55H73ZM74 56V57H75ZM78 56H76V57H78ZM94 56V55H93ZM169 56V55H168ZM186 56V55H185ZM226 56H229V55H226ZM233 56V55H232ZM242 56H244V55H242ZM244 56V57H245ZM2 57V58H3ZM11 57H14V56H11ZM16 57V56H15ZM23 57V56H22ZM34 57V56H33ZM32 57V58H33ZM41 57H42V55H41ZM57 57H62V56H57ZM81 57V56H80ZM80 57H78V58H80ZM179 57H180V55H179ZM221 57H222V55H221ZM250 57V56H249ZM248 57V58H249ZM253 57V56H252ZM24 58V57H23ZM65 58H67V57H65ZM73 58V57H72ZM77 58V59H78ZM83 58H85L84 56H83ZM107 58V57H106ZM228 58V57H227ZM242 58V57H241ZM247 57H245V59H246ZM254 58V57H253ZM7 59V58H6ZM12 60H13V58H11ZM19 59H21L20 57L18 58V60ZM28 59H29V57H28ZM40 59V58H39ZM41 59H43V57L41 58ZM46 59H45V61H46ZM58 59V58H57ZM56 59V60H57ZM63 59V58H62ZM69 59H70V57H69ZM75 59V58H74ZM82 59V58H81ZM93 59V58H92ZM96 59V58H95ZM101 59V58H100ZM103 59V58H102ZM107 59H109V58H107ZM113 58H111V63H112V61L114 60H112ZM116 59H118V58H116ZM115 59V60H116ZM165 59V58H164ZM168 59V58H167ZM170 59H171V57H170ZM178 59V58H177ZM233 59V58H232ZM251 59V58H250ZM2 60H4V58L2 59ZM8 60V59H7ZM30 60V59H29ZM34 60H35V58H34ZM76 60V59H75ZM88 60V59H87ZM99 60V58H97V60H94V61H98ZM173 60H174V58H173ZM241 60H243V59H241ZM249 60V59H248ZM6 61V60H5ZM9 61V60H8ZM17 61V60H16ZM25 60H23L22 62H24ZM64 61V60H63ZM70 61V60H69ZM84 61V60H83ZM93 61V62H94ZM105 61H107V60H105ZM109 61V60H108ZM167 61V60H166ZM165 61V62H166ZM168 61H170V60H168ZM167 61V62H168ZM176 61V60H175ZM177 61H179V60H177ZM176 61V62H177ZM224 61V60H223ZM222 61V62H223ZM227 61H229V60H227ZM231 61V60H230ZM245 61V60H244ZM244 61H240L239 63H245ZM3 62V61H2ZM1 62V63H2ZM12 62V61H11ZM40 62V61H39ZM68 62V61H67ZM72 62H73V60H72ZM114 62V61H113ZM257 62H259V61H257ZM19 63H21L20 61H19ZM27 63V62H26ZM44 64H45V62H43ZM60 63H61V61H60ZM71 63V62H70ZM69 63V64H70ZM74 63V62H73ZM89 63V62H88ZM108 63V62H107ZM241 63V64H242ZM256 63V62H255ZM255 63H253V64H255ZM8 64V63H7ZM17 64V63H16ZM15 64V65H16ZM23 64V63H22ZM21 64V65H22ZM29 64V63H28ZM36 64V62H34V65ZM40 64H42V63H40ZM83 64V63H82ZM109 64V63H108ZM166 64V63H165ZM170 64V63H169ZM172 64V63H171ZM210 64H212V63H210ZM228 64V63H227ZM252 64V63H251ZM18 65H20V64H18ZM20 65V67H22ZM27 65V64H26ZM30 65V64H29ZM63 66H64V63L62 64ZM67 65H68V63H67ZM75 65V64H74ZM80 65H81V63H80ZM187 65V64H186ZM209 65V64H208ZM215 65V64H214ZM221 65H223V64H221ZM233 65H235V64H233ZM238 65V64H237ZM240 65V64H239ZM23 66H25L24 64H23ZM55 66V65H54ZM53 66V67H54ZM71 66V65H70ZM166 66V65H165ZM183 66V65H182ZM199 66V67H198ZM230 66V65H229ZM242 66V65H241ZM29 67V66H28ZM59 67H60V65H59ZM86 67V66H85ZM106 67L109 69V70H106ZM169 67V65H168V63H167V68ZM185 67V66H184ZM183 67V68H184ZM213 67V66H212ZM217 67V66H216ZM216 67H214V68H216ZM245 67H247V66H245ZM245 67H244V69H245ZM254 67V66H253ZM252 67V68H253ZM36 68V67H35ZM46 68V66H44V69ZM164 68V67H163ZM173 68V67H172ZM177 68V67H176ZM232 68V67H231ZM3 69H5V68H3ZM19 69V68H18ZM39 69V68H38ZM43 69V68H42ZM47 69H48V67H47ZM56 69V68H55ZM170 69V68H169ZM168 69V71H167V73H169V71L171 70H169ZM178 69H179V67H178ZM206 69V68H205ZM254 69V68H253ZM252 69V70H253ZM17 70V69H16ZM24 70V69H23ZM23 70H21L22 72H23ZM35 70H37V69H35ZM34 70V71H35ZM46 70V69H45ZM44 70V71H45ZM60 70V69H59ZM73 70V69H72ZM85 70V69H84ZM216 70H218V69H216ZM242 70V69H241ZM249 70V69H248ZM4 71H6V70H4ZM12 71V70H11ZM19 71V70H18ZM62 71V70H61ZM66 71H67V69H66ZM69 71V70H68ZM164 71V70H163ZM174 71V70H173ZM243 71V70H242ZM1 72V71H0ZM15 72V71H14ZM13 72V73H14ZM25 72V71H24ZM50 72V71H49ZM55 72V71H54ZM62 72H64V71H62ZM61 72V73H62ZM72 72V71H71ZM70 72V73H71ZM82 72V71H81ZM86 72V71H85ZM244 72V71H243ZM242 72V73H243ZM246 72V71H245ZM16 73H18V72H16ZM20 73V72H19ZM44 73V72H43ZM77 73V72H76ZM76 73H75V75H76ZM83 73V72H82ZM204 73V72H203ZM241 73V72H240ZM254 73V72H253ZM28 74H30V73H28ZM79 74V73H78ZM154 74V73H153ZM157 74V73H156ZM212 74H214V73H212ZM237 74V73H236ZM8 75V77H10L9 75V73L8 74H6V76ZM14 75V74H13ZM193 75H195V73L193 74ZM1 76H3V75H1ZM5 76V75H4ZM5 76V77H6ZM34 76V79H35V75H33ZM59 76V75H58ZM66 77H67V75H65ZM73 76V75H72ZM80 76H81V74H80ZM200 76V77H201ZM246 76V75H245ZM7 77V78H8ZM48 77H49V75H48ZM47 77V78H48ZM84 77V76H83ZM153 77V76H152ZM162 77V76H161ZM160 77V78H161ZM199 77V78H200ZM204 77V76H203ZM202 77V78H203ZM238 78H239V76H237ZM240 77H242L243 78V76H240ZM246 77H248V76H246ZM261 77V76H260ZM0 78H2V77H0ZM15 78V77H14ZM20 78V77H19ZM56 78V77H55ZM61 78V77H60ZM85 78V77H84ZM163 78H164V76H163ZM216 78V77H215ZM236 78V77H235ZM251 78H252V75H251ZM251 78H249V79H251ZM258 78V77H257ZM27 79V78H26ZM33 79V80H34ZM52 79H53V75H52ZM62 79V78H61ZM66 79H68V78H66ZM168 79V78H167ZM248 79V78H247ZM10 80V79H9ZM22 80V79H21ZM20 80V81H21ZM24 81H25V78L23 79ZM22 80V81H23ZM32 80V81H33ZM50 80V79H49ZM54 80V79H53ZM59 80V79H58ZM80 80H81V78H80ZM148 80V81H147ZM154 80V79H153ZM235 80V79H234ZM258 80H260V78L258 79ZM6 81V80H5ZM7 81H8V79H7ZM7 81L5 82L6 84H7ZM28 81H29V79H28ZM31 81V80H30ZM47 81V80H46ZM56 81H57V78H56ZM76 81V80H75ZM75 81H73V82H75ZM85 81V80H84ZM83 81V82H84ZM147 81V82H146ZM159 81V80H158ZM163 81H165V80H163ZM178 81H180V82H178ZM198 81V80H197ZM250 81V80H249ZM36 82V81H35ZM64 82H65V80H64ZM146 82V83H145ZM151 82H153V81H151ZM199 82V81H198ZM200 82V83H201ZM245 82V81H244ZM250 82H252V81H250ZM4 83V82H3ZM13 83H15V82H13ZM13 83H11L12 85H14ZM34 83V82H33ZM51 83V82H50ZM57 83V82H56ZM63 83V82H62ZM78 83V82H77ZM76 83V84H77ZM162 83V82H161ZM164 83H166V81L165 82H163V84ZM213 83V82H212ZM230 84H231V82H229ZM228 83V84H229ZM241 83V82H240ZM257 83V82H256ZM1 84V83H0ZM25 84V83H24ZM36 84V83H35ZM34 84V85H35ZM52 84V83H51ZM55 84V83H54ZM84 84H85V82H84ZM193 84H191L193 87H194V85ZM216 84V83H215ZM246 84V83H245ZM248 84V83H247ZM19 85V84H18ZM27 85V84H26ZM32 85V84H31ZM33 85V86H34ZM47 85H48V83H47ZM63 85V84H62ZM88 85V84H87ZM146 85V86H145ZM153 85V84H152ZM198 84L196 83V87H198L197 86ZM223 85V84H222ZM232 85V84H231ZM251 85V84H250ZM264 85V84H263ZM5 86H7V85H5ZM22 86V85H21ZM23 86H25V85H23ZM40 86V85H39ZM54 86V85H53ZM53 86H52V90H53ZM150 86V85H149ZM148 86V87H149ZM26 87V86H25ZM35 87V86H34ZM48 87V86H47ZM65 87V86H64ZM82 87V86H81ZM85 87V86H84ZM156 87V86H155ZM216 87V86H215ZM218 87V86H217ZM224 87V86H223ZM231 87V86H230ZM238 87H240L239 86V84H238ZM244 87H246V86H244ZM5 88V87H4ZM32 88V87H31ZM49 88V87H48ZM60 88V87H59ZM90 88V87H89ZM191 88V87H190ZM210 88V87H209ZM220 88H222V86L220 87ZM232 88H234V87H232ZM241 88V87H240ZM243 88V87H242ZM246 88H249V87H246ZM14 89H15V87H14ZM16 89H18V90H21V87L19 86V87H17ZM27 89V88H26ZM37 88L35 87V90H36ZM63 89V88H62ZM62 89L60 90L61 92H62ZM146 89V88H145ZM144 89V90H145ZM163 89V90H162ZM184 89V90H183ZM208 89V88H207ZM217 89V88H216ZM235 89V88H234ZM236 89H237V85H236ZM1 90V89H0ZM11 90V89H10ZM9 90V92H11ZM33 90V89H32ZM77 90H78V86H77ZM142 90V89H141ZM195 90V89H194ZM205 90V89H204ZM223 90H224V88H223ZM246 90H248V89H246ZM245 90V93L247 92ZM4 91H7L6 89L4 90ZM15 91V90H14ZM51 91V90H50ZM66 91V90H65ZM68 91V90H67ZM71 91V90H70ZM148 91V90H147ZM168 91H169V93H168ZM209 91H211V95H213L212 94V89L211 90H209ZM226 91H227V89H226ZM226 91H224V92H226ZM251 91V90H250ZM16 92V91H15ZM20 92V91H19ZM33 92V91H32ZM37 93L39 92V90L38 91H36ZM49 92V91H48ZM55 92V91H54ZM75 92V91H74ZM94 92H95V89H94ZM102 92H104L105 94H103ZM133 92V93H134ZM208 92V91H207ZM206 92V94H208ZM216 93H217V91H215ZM215 92H213L214 93V95H215ZM223 92V91H222ZM249 92V91H248ZM247 92V93H248ZM3 93V94H2ZM14 93V92H13ZM37 93H35V94H37ZM70 93V92H69ZM68 93V94H69ZM76 93V92H75ZM140 93V92H139ZM184 93V94H183ZM242 93V92H241ZM255 93V92H254ZM1 94H2V96L3 97H5L6 99H4L3 97H2V99L3 100H1V98H0V103L1 104H4L5 106H8V94L6 93V95L4 94V92H1ZM23 94V93H22ZM34 94V93H33ZM40 94V93H39ZM39 94H37V95H39ZM48 95H49V93H47ZM46 94V95H47ZM51 94V93H50ZM66 94V93H65ZM81 94H82V92H81ZM80 94V95H81ZM101 94L103 95V97H101ZM202 94H203V92H202ZM251 94H252V92H251ZM21 95V94H20ZM19 95V96H20ZM26 95V94H25ZM30 95V94H29ZM41 95V94H40ZM53 95H54V93H53ZM223 95V94H222ZM230 95V93L228 94V96ZM240 95V94H239ZM246 95V94H245ZM22 96V95H21ZM51 96V95H50ZM50 96L48 97V98H50ZM69 96V95H68ZM132 96V95H131ZM189 96V95H188ZM210 96V95H209ZM259 96V95H258ZM1 97V96H0ZM12 97H14L15 98V96H12ZM33 97V96H32ZM37 97V96H36ZM44 97H45V95H44ZM55 97V96H54ZM73 97V96H72ZM143 97H145V96H143ZM205 97H207V95L205 96ZM239 97V96H238ZM246 97H249V96H246ZM11 98V97H10ZM13 98V99H14ZM40 98V97H39ZM38 98V99H39ZM43 98V97H42ZM47 98V97H46ZM52 98H53V96H52ZM59 98V97H58ZM133 98H135V96L133 97ZM212 98V97H211ZM226 98H227V96H226ZM230 98V97H229ZM251 98V97H250ZM26 99V98H25ZM33 99V98H32ZM69 99H70V97H69ZM205 99H207V98H205ZM208 99H210V98H208ZM246 99V98H245ZM12 100V99H11ZM27 100H28V98H27ZM41 100V99H40ZM44 100V99H43ZM65 100V99H64ZM73 100V99H72ZM133 100V99H132ZM203 100H204V98H203ZM215 100V99H214ZM28 101H30V100H28ZM50 101V100H49ZM55 101V100H54ZM60 101H61V99H60ZM69 101V100H68ZM76 101V100H75ZM213 101V100H212ZM248 101V100H247ZM249 101H251V100H249ZM261 101V100H260ZM13 102V101H12ZM27 102V101H26ZM41 102H42V100H41ZM63 102H65V101H63ZM133 102V101H132ZM216 103H217V101H215ZM227 102H229V101H227ZM251 102H253V101H251ZM18 103V102H17ZM20 103V102H19ZM23 103V102H22ZM29 103V102H28ZM40 103V102H39ZM54 103V102H53ZM207 103H209V102H207ZM212 103H214V102H212ZM232 103V102H231ZM1 104H0V106H1ZM10 104V103H9ZM50 104V103H49ZM63 104H65V103H63ZM202 103H200V105H201ZM210 104H211V102H210ZM210 104H208V105H210ZM225 104H227V103H225ZM228 104H230V103H228ZM236 104V103H235ZM26 105V104H25ZM69 105V104H68ZM212 105V104H211ZM222 105H223V103H222ZM28 106V105H27ZM30 106V105H29ZM55 106V105H54ZM215 106H216V104H215ZM219 106V105H218ZM240 106V105H239ZM238 106V107H239ZM9 107H10V105H9ZM9 107H8V110H9ZM23 107H25V106H23ZM32 107V106H31ZM71 107V106H70ZM70 107H68L67 108V111H68V109L70 108ZM212 107H213V105H212ZM224 107H227V106H224ZM231 107V106H230ZM244 107V106H243ZM4 108V107H3ZM2 108V109H3ZM11 108H13V107H11ZM20 108V107H19ZM29 108V107H28ZM40 108H41V105H40ZM162 108H164V110H163V113L161 112L162 110ZM201 108V107H200ZM211 108V107H210ZM256 108V107H255ZM4 109H6V108H4ZM35 109V108H34ZM43 109H44V107H43ZM55 109V108H54ZM209 109V108H208ZM240 109V108H239ZM242 109V108H241ZM260 109V108H259ZM259 109H257L258 111H259ZM262 109H263V111H261V118L263 117V115H264V100H263V102H262ZM19 110V109H18ZM20 110H21V108H20ZM30 109H28L27 111H29ZM51 110H53V109H51ZM61 110H62V108H61ZM246 110V109H245ZM4 111V110H3ZM7 111V110H6ZM12 111H14V110H12ZM23 111V110H22ZM202 111V110H201ZM200 111V112H201ZM205 111V110H204ZM209 111V110H208ZM230 111V110H229ZM11 112V111H10ZM16 112V111H15ZM14 112V113H15ZM18 112H20V111H18ZM17 112V113H18ZM38 112H40V111H38ZM43 112V111H42ZM41 112V113H42ZM207 112V111H206ZM205 112V113H206ZM224 112H225V110H224ZM256 112V111H255ZM5 113V112H4ZM3 113V114H4ZM12 113V112H11ZM20 113H22V112H20ZM28 114H30L31 113V111H30V113L29 112H27ZM49 113V112H48ZM55 113V112H54ZM60 113H61V111H60ZM3 114H1V115H3ZM7 114V113H6ZM10 114V113H9ZM8 114V115H9ZM16 114V113H15ZM28 114H26L27 116H28ZM38 114V113H37ZM36 114V115H37ZM45 114V113H44ZM43 114V115H44ZM202 114H204V113H202ZM231 114V113H230ZM245 114V113H244ZM0 115V116H1ZM5 115V114H4ZM7 115V116H8ZM18 115V114H17ZM16 115V116H17ZM23 115H24V113H23ZM23 115H21L20 114V116H23ZM33 115H35V113L33 112ZM42 115V114H41ZM42 115V116H43ZM64 115V114H63ZM63 115H62V117H63ZM71 115V116H72ZM199 115V114H198ZM205 115V114H204ZM13 116V119H11V121L12 120H16L17 119V117H16V119L14 118V114H12L10 117H8L9 119L11 118ZM19 116V115H18ZM30 116H32V115H30ZM40 116V115H39ZM65 116V115H64ZM196 116V115H195ZM216 116V115H215ZM220 116V115H219ZM258 116V118L260 117L259 115H257ZM33 117V116H32ZM38 117V116H37ZM45 117V116H44ZM58 117V116H57ZM193 117V116H192ZM253 117H254V115H253ZM6 118V117H5ZM21 118V117H20ZM30 118V117H29ZM40 118V117H39ZM65 118V117H64ZM119 118V119H118ZM194 118V117H193ZM219 118H221V117H219ZM223 118V117H222ZM230 118V117H229ZM243 118V117H242ZM260 118V119H261ZM0 119L2 120V116L0 117ZM36 119V118H35ZM60 119V118H59ZM67 119V118H66ZM65 119V120H66ZM71 119V118H70ZM195 119V118H194ZM214 119H216L215 117H214ZM254 119H256V118H254ZM263 119V118H262ZM39 120V119H38ZM37 120V121H38ZM63 120V119H62ZM68 120V119H67ZM129 120V119H128ZM196 120H202L201 118L199 119H197L196 118ZM195 120V121H196ZM209 120V119H208ZM208 120H206V122L208 121ZM212 120V119H211ZM217 120V119H216ZM259 120V119H258ZM5 121H7L8 122V120L6 119ZM23 121H26V120H23ZM22 121V124L24 123ZM29 121V120H28ZM163 121V122H164ZM221 121V120H220ZM219 121V122H220ZM252 121V120H251ZM262 121V120H261ZM19 122L20 121H18L17 122V120H16V124L18 123L19 124ZM30 122V121H29ZM43 122H44V120H43ZM48 122V121H47ZM61 122V121H60ZM64 122V121H63ZM67 122V121H66ZM169 122V123H170ZM193 122V121H192ZM203 122H204V120H203ZM1 123V122H0ZM12 123V122H11ZM10 123V124H11ZM14 123V122H13ZM27 123V122H26ZM25 123V124H26ZM53 123H54V120H53ZM68 123V122H67ZM228 123V122H227ZM9 124V123H8ZM21 124V123H20ZM21 124V125H22ZM38 124V123H37ZM66 124V123H65ZM121 123H119V125H120ZM165 125H166V123H164ZM199 124V123H198ZM200 124H202V123H200ZM204 124V123H203ZM4 125V124H3ZM53 125V124H52ZM51 125V126H52ZM60 125H62V124H60ZM119 125H117V126H119ZM164 125V126H165ZM254 125H255V123H254ZM4 126H8L7 125V123L4 125ZM3 126V127H4ZM10 126V125H9ZM25 126V125H24ZM24 126L22 127V128H24ZM30 126H32V125H30ZM39 126V125H38ZM54 126V125H53ZM70 126V125H69ZM131 126V125H130ZM169 126V125H168ZM170 126V127H171ZM199 126H203V125H199ZM12 127V126H11ZM16 127V126H15ZM19 127V129L21 128L20 126H18ZM26 127V126H25ZM64 127H67V126H64ZM71 127V126H70ZM119 127H121V126H119ZM127 127V126H126ZM125 127V128H126ZM131 127H133V125L131 126ZM133 127V128H134ZM162 127V126H161ZM183 127H185L184 129L186 130V131H190L191 129H192V125L191 124H186V125H183ZM206 127V126H205ZM209 127H211V126H209ZM38 127L36 126V129H37ZM195 128V127H194ZM213 128H215V127H213ZM230 128V127H229ZM252 128H254V127H252ZM264 128V127H263ZM1 129V128H0ZM24 129H26V128H24ZM31 129V128H30ZM32 129H33V127H32ZM35 129V128H34ZM53 129V128H52ZM60 129H61V127H60ZM128 129V128H127ZM183 129V128H182ZM201 129V128H200ZM218 129V128H217ZM232 129V128H231ZM8 130H9V128H8ZM15 130V129H14ZM13 130V131H14ZM22 130V129H21ZM54 130V129H53ZM52 130V131H53ZM64 130H65V128H64ZM63 130V131H64ZM69 130H72L71 128L69 129ZM115 130V129H114ZM123 130V129H122ZM163 130H164V128H163ZM174 130V129H173ZM172 130V131H173ZM219 130V129H218ZM233 130V129H232ZM2 131V130H1ZM12 131V129L10 130V132ZM50 131V130H49ZM60 131V130H59ZM167 131H169V130H167ZM172 131H169V132H172ZM179 131H180V128H179ZM202 131H203V129H202ZM202 131H199V132H202ZM213 131H215V129H213ZM234 131V130H233ZM236 131H238V130H236ZM245 131V130H244ZM252 131V130H251ZM27 132V131H26ZM25 132V133H26ZM33 132V131H32ZM56 132V131H55ZM55 132L54 133H52L53 135L55 134ZM65 132V131H64ZM128 132V131H127ZM133 132V131H132ZM132 132H131V134H132ZM174 132H175V130H174ZM191 132H194V131H191ZM196 132V131H195ZM194 132V133H195ZM207 132V131H206ZM231 132V131H230ZM7 133V132H6ZM12 133V132H11ZM14 133V132H13ZM49 133V132H48ZM115 133H117V134H115ZM194 133H192V134H194ZM196 133H198V132H196ZM237 133H239V132H237ZM246 133H248V132H246ZM252 133V132H251ZM3 134V133H2ZM10 134V133H9ZM27 134H29L30 135V131H29V133L27 132ZM36 134V133H35ZM51 134V135H52ZM57 134V133H56ZM62 134H63V132H62ZM127 134H129V132L127 133ZM169 134V133H168ZM171 134V133H170ZM202 134V133H201ZM200 134V135H201ZM206 134V133H205ZM1 135V134H0ZM7 135H8V133H7ZM14 136H15V134H13ZM52 135V136H53ZM132 135H134V134H132ZM199 134H198V136H196L195 135V137H197V138H199V136H200ZM233 135H235V134H233ZM246 134H244V136H245ZM17 136V135H16ZM16 136H15V138H16ZM20 136V135H19ZM131 135L129 134V137H130ZM135 136V135H134ZM137 136V135H136ZM187 136V135H186ZM203 136V135H202ZM209 136V135H208ZM240 136V135H239ZM244 136H242V137H244ZM11 137H12V135H11ZM22 137H24V136H22ZM21 137V138H22ZM25 137H27V136H25ZM25 137L23 138V139H25ZM29 137H31V136H29ZM116 137V138H115ZM138 137V138H139ZM168 137V136H167ZM204 137H206V136H204ZM254 137V136H253ZM20 138V139H21ZM36 138V137H35ZM39 138H41V137H39ZM47 138V137H46ZM61 138V139H60ZM117 139L116 140V143L117 144H115L114 143V145H112L111 144V146L109 145V142H110V139ZM133 138V137H132ZM151 138V137H150ZM184 138H186L185 136H184ZM193 138V137H192ZM211 138V137H210ZM249 138H250V136H249ZM252 138V137H251ZM2 139V138H1ZM6 139V138H5ZM19 139V138H18ZM19 139V141L21 142V140ZM30 139H33L34 140V137L32 136V138H30ZM42 139V138H41ZM40 139V140H41ZM67 139V138H66ZM69 139V138H68ZM137 139V138H136ZM135 139V140H136ZM155 139V138H154ZM157 139V138H156ZM195 139V138H194ZM242 139H245V138H242ZM14 140V139H13ZM12 140V141H13ZM45 140V139H44ZM52 140V139H51ZM138 140V139H137ZM192 140V139H191ZM207 140H209V139H207ZM207 140L205 141V142H207ZM227 140H229V139H226L225 141H227ZM257 140V139H256ZM6 141V140H5ZM9 141H11V140H9ZM23 141V140H22ZM112 141V140H111ZM134 141V140H133ZM150 141L152 142V139H150ZM168 141V140H167ZM170 141V140H169ZM183 141V140H182ZM187 141V140H186ZM193 141V140H192ZM199 141V140H198ZM212 141V140H211ZM224 141V142H225ZM253 141V140H252ZM4 142V141H3ZM2 142V143H3ZM18 142V141H17ZM49 142V141H48ZM113 142V141H112ZM138 142V141H137ZM154 142V141H153ZM157 142H158V140H157ZM171 143H172V141H170ZM179 142H181V140L179 141ZM184 142V141H183ZM182 142V143H183ZM190 142V141H189ZM194 142H197L196 140L194 141ZM201 142V141H200ZM199 142V143H200ZM256 142V141H255ZM6 143H7V141H6ZM10 143V142H9ZM16 143V141L14 142V144ZM35 143V141L33 142V144ZM40 143H41V141H40ZM51 143V142H50ZM54 143V142H53ZM111 143V142H110ZM132 143V142H131ZM134 143V142H133ZM149 143V141H147V144ZM154 143H156V142H154ZM173 143H175V142H173ZM202 143V142H201ZM210 143V142H209ZM208 143V144H209ZM234 143V142H233ZM239 143V142H238ZM258 143V142H257ZM14 144H12V142H11V146L10 145H6V144H2V146H0V158L2 159L3 157L4 158H8V160L9 159H11V155L10 154H13V155H17L18 156V154H16L17 153V149H18V147L16 148V147H13L12 145H14ZM16 144H18V143H16ZM52 144V143H51ZM151 144V143H150ZM157 144H159V143H157ZM162 144H164V143H162ZM190 145H192V142L191 143H189ZM222 144V143H221ZM4 145H6V151L7 152H9V153H7V152H5V150H4ZM27 145V144H26ZM139 144H135V146H138ZM165 145H167V144H165ZM163 146L164 148L163 149H165V147L166 146ZM169 145V144H168ZM175 145V144H174ZM173 145V146H174ZM184 145H185V143H184ZM205 144H203V146H204ZM228 145H229V143H228ZM227 145V146H228ZM22 146V145H21ZM35 146V145H34ZM33 146V147H34ZM54 146H56V144L54 145ZM113 146V147H112ZM150 147H151V145H149ZM178 146V145H177ZM40 147V146H39ZM108 147H110L109 149H108ZM140 147V146H139ZM152 147H154V145L152 146ZM157 146H155V148H156ZM169 147V146H168ZM183 147H185L186 148V146H183ZM225 147V146H224ZM28 148V147H27ZM26 148V149H27ZM41 148V147H40ZM137 148V147H136ZM147 148H149V147H147ZM179 148V147H178ZM228 148V147H227ZM21 149V148H20ZM24 149V148H23ZM34 149V148H33ZM33 149H32V151H31V153L33 152ZM55 149V148H54ZM154 149V148H153ZM159 148H157V149H155V150H158ZM169 149V148H168ZM167 149V150H168ZM182 149H184V148H182ZM181 149V150H182ZM193 149V148H192ZM209 149V148H208ZM215 149L216 148H214L213 150L215 151ZM241 149V148H240ZM243 149V148H242ZM241 149V150H242ZM252 149H255L254 147L252 148ZM25 150V149H24ZM38 150H40V149H38ZM173 150V149H172ZM172 150H170V151H167V157H168V159H169V161L170 162H175L176 160H177V153H179L178 151H172ZM180 150V151H181ZM201 150V149H200ZM199 150V151H200ZM217 151H222V150H219V149H216ZM225 149H223V151H224ZM228 150V149H227ZM227 150H225V152L227 151ZM231 150V149H230ZM239 150V149H238ZM237 150V151H238ZM135 151V150H134ZM165 151V150H164ZM201 151H203V150H201ZM205 151V150H204ZM19 152H20V150H19ZM22 153H23V150L21 151ZM42 152H43V149H42ZM107 152V154H105ZM147 152V155H143L144 157L146 156L147 157V159L146 160H148L149 159V155H151L152 154V152L149 150V151H146ZM154 152V151H153ZM181 152H183V151H181ZM185 152H186V150H185ZM241 152V151H240ZM239 152V153H240ZM244 152H247V151H244ZM21 153V154H22ZM27 153H28V151H27ZM39 153V152H38ZM135 153V152H134ZM165 152H162V154H164ZM216 153V152H215ZM221 153H223V152H221ZM227 153V152H226ZM235 153V152H234ZM233 153V154H234ZM238 153V154H239ZM251 154L250 155H254L253 154V151L252 152H250ZM20 154V153H19ZM40 154V153H39ZM137 154H138V152H137ZM136 154V155H137ZM190 154H192V153H190ZM214 154V153H213ZM243 154H245V153H243ZM242 154V155H243ZM256 154H258V153H255V155ZM13 155H12V157H13ZM23 155H26L25 153L23 154ZM157 153L155 154V156L157 157ZM209 155H211V154H209ZM246 155H248V154H246ZM28 156V155H27ZM32 156V155H31ZM133 156H135V155H133ZM231 156H233V155H231ZM238 156H240V154L238 155ZM16 157V158H15ZM20 157H21V155H20ZM23 157V156H22ZM21 157V158H22ZM52 157V156H51ZM158 157H159V155H158ZM184 157V156H183ZM186 157H188V155H186ZM203 157V156H202ZM219 157V156H218ZM26 158V159H25ZM24 159L25 160H23V163H25L26 162V160L27 159H29V158H27V157H25ZM101 158V159H102ZM160 158H162V157H160ZM179 158V157H178ZM180 158H181V156H180ZM209 158H212V156L211 157H209ZM225 158H227V157H225ZM240 158V157H239ZM243 158H246V156H244ZM48 159H50V157L48 158ZM166 161H167V159L166 158H164ZM207 159H208V157H207ZM213 159V158H212ZM249 160H251V159H253V158H248ZM259 159V158H258ZM257 159V160H258ZM18 160H19V158H18ZM37 160V159H36ZM83 160H85L84 162H82ZM100 160V159H99ZM137 160V161H136ZM156 160V159H155ZM205 160V159H204ZM219 160V159H218ZM242 160V159H241ZM240 160V161H241ZM25 161V162H24ZM126 161V162H125ZM152 161V160H151ZM177 161H179V160H177ZM208 161H210V160H208ZM239 161V160H238ZM237 161V162H238ZM1 162V161H0ZM4 162V161H3ZM52 162H53V160H52ZM95 162V161H94ZM148 162V161H147ZM164 162V161H163ZM183 162V161H182ZM224 162V161H223ZM227 162V161H226ZM234 162V161H233ZM236 161H235V163H233V164H236L237 163ZM242 162H244V161H242ZM241 162V163H242ZM262 162V161H261ZM260 162V163H261ZM264 162V161H263ZM18 164H20L21 162H17ZM31 163V162H30ZM51 163V162H50ZM50 163H48V164H50ZM54 163V162H53ZM133 163V162H132ZM150 162H148L147 164H149ZM162 163V162H161ZM168 163V162H167ZM178 163V162H177ZM184 163V162H183ZM231 163V162H230ZM16 164V163H15ZM14 164V165H15ZM41 164H42V162H41ZM40 164V165H41ZM56 164V163H55ZM99 164H101V163H99ZM175 164V163H174ZM210 164V163H209ZM212 164V163H211ZM210 164V165H211ZM214 164V163H213ZM216 164V163H215ZM218 164H220L219 162H218ZM224 164V163H223ZM262 164V163H261ZM21 166H23L22 164H20ZM24 165H26V164H24ZM34 165H35V163H34ZM33 165V166H34ZM53 165V164H52ZM127 165V166H126ZM131 165H133V166H136V164H131ZM170 165V164H169ZM172 165V164H171ZM176 165V164H175ZM222 165V164H221ZM228 165V164H227ZM242 165V164H241ZM240 165V167H242ZM253 164H252V162L251 163H247V164H245L244 165V167L246 168V171H248V172H252L253 170H254V172H255V169H253V170H247V167H249V166H252ZM5 166H7V165H5ZM19 166V165H18ZM29 166H30V164H29ZM174 166V165H173ZM178 167L180 166L179 165V163H178V165H177ZM218 166H220V165H218ZM255 166V165H254ZM262 166H264L263 164H262ZM2 167V166H1ZM15 167H16V165H15ZM26 167V166H25ZM36 167V166H35ZM104 167V166H103ZM148 167V166H147ZM221 167V169H223V166H220ZM225 167V166H224ZM231 167H233V166H231ZM257 167V166H256ZM260 167V166H259ZM23 168V167H22ZM37 168H40V167H37ZM44 168H45V166H44ZM130 168L132 169V167L130 166ZM167 168V167H166ZM181 168V167H180ZM187 168H190V167H187ZM229 168V167H228ZM19 169H20V167H19ZM53 169V168H52ZM94 169V168H93ZM135 169V168H134ZM151 169H153V168H151ZM157 169H158V167H157ZM156 169V170H157ZM182 169H183V167H182ZM263 169V168H262ZM29 170H30V167H29ZM45 170V169H44ZM50 170H51V167H50ZM170 170V169H169ZM176 170H178V169H176ZM223 170H225V169H223ZM228 170H231V169H228ZM242 170V169H241ZM256 170H258V169H256ZM261 170V169H260ZM36 171V170H35ZM41 171V170H40ZM94 171V170H93ZM135 171V170H134ZM166 172H167V170H165ZM175 171V170H174ZM238 171V170H237ZM263 171H264V169H263ZM42 172V171H41ZM51 172V171H50ZM117 172V171H116ZM118 172V173H119ZM128 172H130L129 170H128ZM136 172V171H135ZM151 172H154V171H151ZM172 172V171H171ZM170 172V173H171ZM180 173H181V170L179 171ZM185 172V171H184ZM221 172V171H220ZM243 172V171H242ZM8 173V172H7ZM36 173V172H35ZM44 173V172H43ZM46 173V172H45ZM49 173V172H48ZM47 173V174H48ZM55 173V172H54ZM155 173V172H154ZM158 173H159V170H158ZM174 173V172H173ZM175 173H176V171H175ZM225 173V172H224ZM230 173H232V174H234L233 172H230ZM241 173V172H240ZM244 173V172H243ZM243 173H242V175H243ZM245 173H247V172H245ZM29 174V173H28ZM38 174V173H37ZM52 174V173H51ZM117 174V173H116ZM120 174V175H121ZM137 174V173H136ZM141 174V175H140ZM172 174V173H171ZM256 175H257V173H255ZM2 174L0 173V176H1ZM32 175H33V172H32ZM40 176H41V178H42V176L43 175H41V174H39ZM101 175H103L102 173H101ZM129 175H131V174H129ZM134 175V174H133ZM236 175H237V173H236ZM239 175V174H238ZM34 176V175H33ZM48 176L50 177V175L48 174ZM47 176V177H48ZM107 176V175H106ZM174 176V175H173ZM224 177H225V179H226V183H220L222 186H220V191L222 190L223 192H222V195L221 196H224V199L226 200L224 203L226 204V203H228L227 201H228V199H229V197L230 196H228L227 194L231 191V185L229 184H227V182L229 181V180H231V176L229 175V174H225V175H223ZM246 176V175H245ZM249 176H251L252 177V175H249ZM264 176V175H263ZM262 176V177H263ZM47 178V179H49L50 180V178ZM78 177V176H77ZM112 177H109V178H111L112 179ZM149 177H150V179H149ZM175 177V176H174ZM178 177V179H179V177L181 178V176H177ZM183 177H184V175H183ZM2 178V177H1ZM6 178V177H5ZM44 178V177H43ZM46 178V177H45ZM44 178V179H45ZM79 178V177H78ZM221 179H219V178H217V179H219V181L221 180H223L222 178V175H221V177H220ZM234 178H236V177H234ZM243 178V177H242ZM246 178H247V176H246ZM250 178V177H249ZM255 178H256V181H255V184H257L256 182H261L263 179H261V176H255ZM39 179V178H38ZM57 179H56V181H57ZM104 179V178H103ZM106 179V178H105ZM129 179H131V178H129ZM175 179V178H174ZM177 179V178H176ZM183 179H185V178H183ZM224 179V180H225ZM227 179H229L228 181H227ZM248 179V178H247ZM251 179H253V178H251ZM3 180H4V178H3ZM17 180H18V182H17ZM42 180V179H41ZM54 180V179H53ZM75 180H77L76 178H75ZM74 180V181H75ZM233 180H235V179H233ZM240 180V179H239ZM255 180V179H254ZM47 181V180H46ZM52 181V180H51ZM137 181V180H136ZM149 181H150V183H149ZM169 181H172V180H169ZM176 181V180H175ZM177 181H179V180H177ZM183 181V180H182ZM232 181V180H231ZM230 181V182H231ZM242 180H240V182H241ZM249 182H250V179L248 180ZM17 184H16V183ZM39 182H43V181H39ZM53 182V181H52ZM82 182V183H83ZM132 182V181H131ZM236 182V181H235ZM234 182V183H235ZM263 182V181H262ZM47 183V182H46ZM45 183V184H46ZM82 183H80L81 184V186L83 185ZM128 183H130V181L128 182ZM246 183V182H245ZM264 183V182H263ZM1 184V183H0ZM41 184V183H40ZM56 184H57V182H56ZM105 184V183H104ZM127 184V185H126ZM223 184H227L226 186H223ZM240 183H238V186H240L239 185ZM241 184H243V183H241ZM247 184V183H246ZM255 184H253L254 186H256ZM85 185V184H84ZM101 185H103V184H101ZM109 185V184H108ZM234 185V184H233ZM236 185V184H235ZM263 185V184H262ZM26 186V187H25ZM46 197L44 196V194L42 195V196H44L45 198H46V200L44 201V200H42L41 202L44 204V205H46V204H48L50 207L53 205V203H51L52 202V200L54 199L53 197H52V184H51V182H49V184L47 183L46 185ZM58 186H59V184H58ZM73 186V185H72ZM77 186H78V184H77ZM99 186V185H98ZM116 186H118L117 184H116ZM122 186V187H123ZM170 186V185H169ZM168 186V187H169ZM229 186V187H228ZM258 186V185H257ZM1 187H3V186H1ZM0 187V188H1ZM68 187V186H67ZM69 187H70V185H69ZM97 187V186H96ZM108 186H106V188H107ZM110 187V186H109ZM113 187H115V186H113ZM167 187V188H168ZM235 188L237 187V185L236 186H234ZM242 187V186H241ZM244 187H245V185H244ZM247 187V186H246ZM248 187H251V186H249V184H248ZM261 187V186H260ZM80 188V187H79ZM170 188V187H169ZM218 188H219V186H218ZM243 188V187H242ZM24 189H26V192L24 191ZM45 189V188H44ZM55 189V188H54ZM63 189V188H62ZM66 189V188H65ZM65 189H63V190H65ZM78 189V188H77ZM76 189V190H77ZM80 189H82V188H80ZM89 189H91V188H89ZM234 189V188H233ZM237 189H240V188H236V191H237ZM3 190V189H2ZM1 190V191H2ZM41 190V189H40ZM59 190H60V188H59ZM68 190H69V188H68ZM86 190V189H85ZM111 190V189H110ZM109 190V191H110ZM113 190V189H112ZM168 190V189H167ZM219 190V189H218ZM254 191H255V189H253ZM257 190V189H256ZM258 190H260V189H258ZM0 191V192H1ZM23 191H24V193H25V195H24V193H23ZM42 191H43V189H42ZM66 191V190H65ZM64 191V192H65ZM69 191H72V188H71V190H69ZM78 191V190H77ZM219 191V192H220ZM242 191H243V189H242ZM254 191H252V192H254ZM54 192V191H53ZM58 192V191H57ZM59 192H61V191H59ZM58 192V193H59ZM63 192V193H64ZM85 192V191H84ZM92 192V191H91ZM214 192V191H213ZM239 192L241 193V196H242V192L241 191H238V192H235V194L236 193H238V195H239ZM243 192H245V191H243ZM248 192V191H247ZM251 192V193H252ZM63 193H62V195H63ZM71 193V192H70ZM78 193H79V191H78ZM96 193V192H95ZM95 193H94V195H95ZM129 193H131V194H129ZM231 193H232V191H231ZM234 193V192H233ZM259 193V192H258ZM3 194V193H2ZM41 194V193H40ZM57 194V193H56ZM72 194V193H71ZM81 194H82V191H81ZM88 194V193H87ZM121 194H125V196L128 198V201H126V200H124V199H122L121 198ZM165 194H169L168 192H166ZM234 194V196H236ZM245 194H246V192H245ZM54 195V194H53ZM68 195H69V193H68ZM3 196V195H2ZM55 196V195H54ZM66 196V195H65ZM80 196V195H79ZM87 196V195H86ZM111 196V195H110ZM220 196V197H221ZM261 196H263L262 194H261ZM58 197V196H57ZM92 197H93V195H92ZM219 197V198H220ZM233 197V196H232ZM243 197V196H242ZM258 197H259V195H258ZM18 198V199H17ZM42 198V197H41ZM53 198V199H52ZM56 198V197H55ZM73 198H71V200L73 199ZM80 198V199H79ZM103 198V199H102ZM218 198V197H217ZM228 198V199H227ZM244 198H246V197H244ZM252 198H253V196H252ZM251 198V199H252ZM254 198H256V197H254ZM263 197H261V199H262ZM14 199V200H15ZM66 199H67V197H66ZM231 199V198H230ZM259 199H260V197H259ZM15 200V201H16ZM56 200H57V198H56ZM100 200V201H101ZM211 200V201H210ZM220 200H222V199H220ZM233 200V199H232ZM238 200V199H237ZM254 200V199H253ZM258 200V199H257ZM256 200V201H257ZM263 200V199H262ZM48 201H50V202H48ZM242 201H243V199H242ZM256 201H253L254 203H256ZM10 202V203H11ZM17 202V201H16ZM53 202H54V200H53ZM68 202V201H67ZM136 203L137 202V204L138 205H140V207L141 208H132L131 207V205L133 206V203ZM215 202V201H214ZM222 202H223V200H222ZM234 202V201H233ZM233 202H229L228 203V206H229V204L231 203H233ZM239 202H241V201H239ZM252 202V201H251ZM258 202V201H257ZM260 202V201H259ZM70 203V202H69ZM68 203V204H69ZM154 204V206H152V209L154 208H156V209H160L161 210V214H162V217H161V220H159V221H154L152 218H147V214H148V212H151V213H149V215L150 214H152V211H148L149 209H150V206H151V204ZM190 203L192 204V206L191 207H196V209L199 207V208H202V210H204L205 212H202L203 213V216H204V219H202L201 218V220H200V218L198 217V216H195V215H193V213H191L193 216H195L196 218L198 217V220L200 221V223L198 222V223H196V221H192L191 219H192V217H190V216H188V214H190V211H193V209L191 210V208H190ZM219 203V202H218ZM237 203V202H236ZM242 203V202H241ZM240 203V204H241ZM43 204H42V206H43ZM64 204V203H63ZM67 204V205H68ZM152 204V205H153ZM240 204H238V205H240ZM246 204V203H245ZM260 204V203H259ZM10 205V204H9ZM16 205H18V204H16ZM47 205V206H48ZM65 205H66V203H65ZM86 206L87 205V213H84V215L82 214L83 213V209H84V207H82V206ZM220 205V204H219ZM236 205V204H235ZM234 205V206H235ZM244 205V204H243ZM248 205V204H247ZM261 205V204H260ZM19 207L21 206V205H18ZM41 206V205H40ZM41 206V207H42ZM70 206V205H69ZM259 206V205H258ZM49 207V208H50ZM66 207V206H65ZM83 208L82 210L80 209V208ZM135 207V206H134ZM138 207V206H137ZM217 207V210H218V208H220V206L218 207V205L216 206ZM230 207H233V205L232 206H230ZM240 207H241V205H240ZM239 207V208H240ZM243 207H245V206H243ZM261 207V206H260ZM52 208H53V206H52ZM61 208H63V207H61ZM189 208H190V211H189ZM249 208V207H248ZM259 208V207H258ZM153 209V210H154ZM229 209H231V208H229ZM246 209V208H245ZM46 210H47V207H46ZM126 210H128V212L126 213ZM209 210H212V212L211 211H209ZM220 210V209H219ZM234 210H236V209H234ZM254 210H256L255 208H254ZM260 210H263L262 209V207L260 208ZM42 211H43V208H42ZM49 211V213H50V210H48ZM64 211V210H63ZM157 211V210H156ZM241 211V210H240ZM194 212V211H193ZM231 212H232V210H231ZM236 212V211H235ZM243 212H245L244 211V209H243V211H241V214H243V215H245L246 214V212L245 213H243ZM248 212H250V211H248ZM254 212H256V211H253V214L255 215V213ZM264 212V211H263ZM43 213H45L44 211H43ZM43 213H40V214H43ZM195 214H197V212H194ZM200 213V212H199ZM256 213H258V212H256ZM260 213H262V211H260ZM260 213H258V214H260ZM155 214V213H154ZM237 214L239 215V212H237ZM62 215V214H61ZM65 215H62V216H65ZM148 215V216H149ZM199 215V214H198ZM224 215V216H225ZM233 215V214H232ZM232 215H231V217H232ZM263 215H264V213H263ZM45 216H46V214H45ZM151 216V215H150ZM155 216H157L158 217V215H155ZM203 216H201V217H203ZM224 216H222V217H224ZM233 216H235V215H233ZM253 216V215H252ZM256 216H258V218L260 217L259 215H256ZM47 217V216H46ZM46 217H43V219L44 220H46L47 222H48V220H47V218ZM60 217V216H59ZM146 217V218H145ZM225 217H227V216H225ZM236 217V216H235ZM234 217V218H235ZM240 217V216H239ZM25 218V219H24ZM56 218V217H55ZM160 218V217H159ZM187 218V219H186ZM228 218H229V216H228ZM234 218H233V220H234ZM248 218H251V217H248ZM256 218V217H255ZM261 218V217H260ZM50 219V218H49ZM62 219V218H61ZM193 219H195V218H193ZM241 219V218H240ZM254 219V218H253ZM264 219V218H263ZM40 220V219H39ZM131 220H133V222H131V223H133V225H135L134 227H132L133 225H131V223H130V221ZM134 220H136L135 221V223L136 224H134ZM186 220V221H185ZM227 220V219H226ZM225 220V221H226ZM230 220H231V218H230ZM243 221H244V219H242ZM261 220V219H260ZM259 219H257V221H260ZM46 221H44V222H46ZM236 221H239V220H236ZM256 221V222H257ZM40 222V221H39ZM44 223L43 225H47V224H49V223ZM137 222H138V224H137ZM204 222H206V223H208V224H206V223H204ZM215 221H213V224L212 225H214L215 223H214ZM229 223L231 222V221H228ZM254 222V221H253ZM263 222V221H262ZM56 223V222H55ZM61 223H62V221H61ZM70 223V222H69ZM225 223V222H224ZM245 223V222H244ZM246 223H247V221H246ZM259 223V222H258ZM260 223H261V221H260ZM40 224V223H39ZM219 224V226H223V225H220ZM228 224V223H227ZM233 224H229V225H233ZM249 223H247V225H248ZM63 225V224H62ZM226 225V224H225ZM229 225H227V228L228 227H230ZM255 225V224H254ZM262 225H263V223H262ZM49 226H50V224H49ZM209 226V225H208ZM214 226H216V225H214ZM250 226V225H249ZM258 226V225H257ZM46 227V226H45ZM61 227V226H60ZM226 227V226H225ZM245 227H247V226H245ZM43 228V227H42ZM48 228V227H47ZM209 228V227H208ZM49 229V228H48ZM47 229V230H48ZM59 229V228H58ZM204 229V230H203ZM252 229L254 230L255 228H254V226L252 227ZM258 229V228H257ZM259 229L261 230V228L259 227ZM226 230V229H225ZM247 230L249 231L250 229L249 228H247ZM216 231H218V229L216 230ZM215 231V232H216ZM245 233H244V232ZM263 231H264V229H263ZM215 234V233H214ZM6 235V234H5ZM18 235V236H17ZM59 235V234H58ZM150 236V235H149ZM148 236V237H149ZM209 236H211V235H209ZM225 236L227 237V236H229V237H231L232 236V238L234 237L235 239H227V238H225ZM5 237V236H4ZM1 238H2V235H1ZM5 239H6V237H5ZM185 239H186V241H187V244L185 243V245H186V249L185 250H183L182 249V251H180V252H183L182 254H180V255H178L177 254V252H179V251H177L178 249L179 250H181L180 248H179V243L180 242H183V241H185ZM215 239H217V238H215ZM220 239H218V240H220ZM256 239H257V241H256ZM4 240V239H3ZM259 240V241H260ZM185 241V242H186ZM2 242V241H1ZM10 242V241H9ZM9 242H8V240H7V244H9ZM59 242H61V241H59ZM151 242V241H150ZM177 242H178V245H177ZM261 242V241H260ZM259 242V243H260ZM4 243V242H3ZM96 243H98V245L96 244ZM264 243V242H263ZM145 244H148V243H145ZM3 245L4 244H2V243H0V247H3ZM9 245H13L12 243L11 244H9ZM80 246L79 247V249H80V251H82V252H84L85 251V253H84V256H83V259L81 260V262H79V261H77L76 259H74V256L73 255H71L72 253L74 254L75 253V251L73 252V247H76V246ZM184 245V244H183ZM262 245H264V244H262ZM12 247V246H11ZM152 247H150V249L152 248ZM185 247V246H184ZM183 247V248H184ZM3 249V248H2ZM13 249V248H12ZM149 249V248H148ZM153 249V248H152ZM15 250V249H14ZM76 250V249H75ZM154 250V249H153ZM152 250V251H153ZM16 251V252H17ZM79 250H78V252L81 254L82 252H80ZM149 252H150V250H148ZM2 252H3V250H2ZM13 252V251H12ZM11 253V252H10ZM152 253V252H151ZM17 254V253H16ZM76 254V253H75ZM149 254V253H148ZM68 255H69V257H68ZM73 256L72 258H70L71 256ZM150 255V254H149ZM149 255H147V256H149ZM154 255V254H153ZM157 255V254H156ZM15 256V255H14ZM177 256V257H176ZM17 257V256H16ZM15 257V258H16ZM76 257H77V254H76ZM5 258H9V256H8V253L7 252H5L4 254H1L0 255V264H3V263H5L6 261H5ZM12 258V257H11ZM149 258H150V256H149ZM153 258H157V257H153ZM12 259H14V258H12ZM80 259V258H79ZM158 259V258H157ZM6 260H8V259H6ZM11 260V259H10ZM16 260V259H15ZM109 260V261H108ZM133 260V261H132ZM142 260V261H141ZM150 260V259H149ZM158 260H160V259H158ZM157 263V262H156ZM111 264V263H110Z\"/></svg>", "mask_w": 264, "mask_h": 264}]
</instances>
